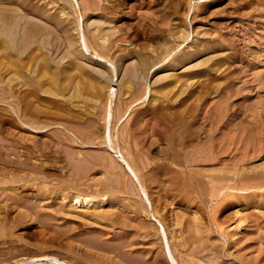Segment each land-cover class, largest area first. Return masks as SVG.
Segmentation results:
<instances>
[{"label":"bare ground","instance_id":"obj_1","mask_svg":"<svg viewBox=\"0 0 264 264\" xmlns=\"http://www.w3.org/2000/svg\"><path fill=\"white\" fill-rule=\"evenodd\" d=\"M5 1V2H3ZM0 0V6L4 5L5 6V10L0 8V33H5V36L2 37L0 35V82L5 83V129L1 128L4 130L5 132V161H3V159L0 157V161L1 162H5V171L4 173H0V199L2 197V200H5V205H4V212H5V222L1 221L0 218V228H5L4 231H8L10 235L11 231H13V229H16L18 226H22V224H25V222H29V221H34L35 223L39 222L40 223V219L39 217L42 215V213H46L48 212V207H50L52 205L45 203V205H43V201H45V199L47 200L48 198H50L49 196L54 195V194H60V192L63 189H68L67 188V184H70L68 186H70V188L73 189H78L77 187L80 185L83 186H90L91 182H87L85 179L80 181V173L79 175H76L75 172V176H72V179L69 180L66 179L63 182H59L58 185L55 184V186H50V187H42L38 186L37 182L41 181V180H47L48 175H44V172L46 171V169L48 168H44V164H38L35 165L34 162H36V160H40L42 157L44 160H48V164L50 163L51 166H53L56 162L58 161H65L68 162L69 164L71 163L73 165V159H74V155L75 152L73 151V148L75 145H83L84 144H93V145H97L94 144L95 139L97 140V138H101V140H104V133H106L107 139L109 140L108 137H110V132L113 133L114 131H110L112 128V122L113 119H115L116 116H118L119 113L122 112V109L124 110V105L126 104L125 100L123 101V103H118L116 110L114 111V115L111 114V119L108 118L107 120L105 119V125H100L99 121L100 120V116L103 114V110H102V106H101V93L105 90V88H107V81H108V77L107 74V69L105 71H100V70H94V69H90L88 66H85L86 63H82L80 59L82 57H86L88 56V54L90 52H92L94 58L98 59L97 61H104L105 63H108V65H110L112 68L111 70L113 71V76L117 74V70L119 69V67L123 64V62L125 61V59L132 53L131 51L136 50L131 48L127 49V48H123L124 49H120L119 45H116L118 43L119 40H121V33L119 32L118 28L114 26V29L109 30L108 32L105 31L106 26L108 25V23L114 22L115 20L121 18L122 16L120 14L117 15V13H119L120 9H118L122 4L123 0H114L112 2L111 7L109 6V4L107 6H109L108 11H106L107 9H102L103 12L100 14V16H98L99 14L97 12H99L98 10H100L99 8V0H42L43 2H40L41 0ZM103 1V0H102ZM110 1V0H109ZM138 1V0H137ZM140 1V0H139ZM142 1V0H141ZM140 1V2H141ZM161 1V0H160ZM165 1V0H164ZM170 0H168L169 2ZM174 1V0H173ZM4 4H3V3ZM38 2V3H37ZM40 2V3H39ZM108 2V3H111ZM125 2V1H124ZM144 2V1H143ZM153 2V1H151ZM149 2V3H151ZM165 2V3H168ZM171 2V1H170ZM179 2V1H178ZM197 2V1H196ZM254 2V1H253ZM105 3V2H104ZM134 3V1H133ZM142 3V2H141ZM140 3V4H141ZM155 3V2H154ZM164 3V2H163ZM174 3V2H172ZM181 3V2H180ZM101 4V3H100ZM129 4V3H128ZM137 4V3H136ZM133 4V5H136ZM144 4V3H143ZM145 4H147V2H145ZM171 4V3H170ZM187 4V3H186ZM190 4V2H189ZM51 6L54 8H58L59 9V13H55V12H51L49 11L50 8L48 9L47 6ZM130 5V4H129ZM155 5V4H152ZM162 5V4H161ZM165 5V4H164ZM177 6V4H175ZM183 5V3H182ZM205 5V4H204ZM122 6V5H121ZM160 6V3L159 5ZM128 7V6H127ZM126 7V8H127ZM130 7V6H129ZM132 7V4H131ZM137 7V6H136ZM139 7V5H138ZM142 7V6H141ZM157 7V6H156ZM168 7V6H166ZM173 7V6H172ZM172 7H170L172 9ZM202 7V6H199ZM197 7V8H199ZM3 8V7H2ZM103 8V7H102ZM145 8V7H144ZM143 8V10H145ZM148 8V7H147ZM153 8V6L151 7ZM155 8V7H154ZM153 8V9H154ZM163 8V7H161ZM169 8V9H170ZM176 8V7H175ZM186 8V7H185ZM52 9V8H51ZM136 9V8H135ZM140 9V8H139ZM152 9V10H153ZM174 9V8H173ZM180 8H176L174 9L177 10ZM189 9V8H188ZM100 10V11H102ZM125 10V9H124ZM141 10V9H140ZM142 10V11H143ZM150 10V7H149ZM159 10V9H158ZM168 10V9H167ZM184 10V9H183ZM191 10V9H190ZM193 10V9H192ZM201 10V8H200ZM130 11V10H128ZM166 11V10H165ZM181 11V10H180ZM185 11V10H184ZM202 11V10H201ZM145 11H143L144 13ZM160 12V11H159ZM163 12V10L161 11ZM167 12V11H166ZM179 12V11H178ZM190 12V11H189ZM196 12V11H195ZM133 13V12H132ZM136 13V12H134ZM158 13V12H157ZM177 13V12H176ZM200 13V12H198ZM121 14L123 15L124 13ZM137 14V13H136ZM146 14V13H145ZM171 14V13H170ZM169 14V15H170ZM193 14V13H192ZM117 15V16H116ZM120 15V16H119ZM142 15V14H141ZM165 15V14H164ZM168 15V14H167ZM174 15V14H173ZM96 19L91 20V17H96ZM124 16V15H123ZM126 16V15H125ZM128 16V14H127ZM135 16V15H134ZM155 16V15H154ZM176 16V14L174 15ZM84 17H86L84 19ZM151 17V16H150ZM163 17V16H162ZM165 17V16H164ZM172 17V14H171ZM194 17V16H192ZM139 18V17H138ZM149 18V17H148ZM176 18V17H175ZM178 18V17H177ZM180 18V17H179ZM158 19V18H157ZM195 19V17H194ZM127 20V19H126ZM129 20V19H128ZM143 20V19H142ZM146 20V19H145ZM154 20V19H153ZM159 20V19H158ZM163 20V19H161ZM172 20V19H171ZM178 20V19H177ZM122 21V20H121ZM173 21H176L173 20ZM179 21V20H178ZM183 21V20H182ZM192 21V20H191ZM123 22V21H122ZM121 22V24H123ZM125 22V21H124ZM128 22V21H127ZM157 22V21H156ZM181 22V20H180ZM185 22V21H183ZM137 23V22H136ZM167 23V22H166ZM174 23V22H173ZM84 24L86 25L84 28ZM134 24V23H133ZM146 24V23H145ZM149 24V23H148ZM152 24V23H150ZM161 24V23H160ZM176 24V22L174 23V25ZM178 24V23H177ZM112 25V24H111ZM114 25V24H113ZM124 25V24H123ZM171 25V24H170ZM182 25V24H181ZM180 25V26H181ZM148 25H146L147 27ZM153 26V25H151ZM159 26V25H158ZM157 26V27H158ZM186 26V25H185ZM110 27V26H109ZM122 27V26H121ZM132 27V25H131ZM130 27V28H131ZM134 27V26H133ZM138 27V26H137ZM145 27V28H146ZM112 28V27H111ZM115 28H117V30H115ZM127 28V27H126ZM143 28V27H142ZM168 28L169 25H168ZM186 28V27H185ZM85 29V30H84ZM132 29V28H131ZM134 29V28H133ZM132 29V30H133ZM144 29V28H143ZM150 29V28H148ZM164 29V28H162ZM175 28H171L169 29L170 35L173 37V41L175 42L177 39H181L183 38V34L182 35H176L177 31H175ZM187 29V28H186ZM121 30V29H120ZM154 30V28H153ZM136 31V30H135ZM125 32V31H124ZM144 32V31H143ZM141 32V33H143ZM128 33V32H127ZM168 33V32H166ZM179 33V32H178ZM75 34H77V37L75 36ZM144 34V33H143ZM169 34V33H168ZM167 34V35H168ZM188 34V33H187ZM149 35L152 36L154 38H156L158 40V43L161 44V50L160 53H166L168 52L169 48L171 47H167L166 44L167 42H169L165 37V33L163 32V30L159 29V30H154V31H150ZM166 35V36H167ZM186 36V35H184ZM219 36V35H218ZM124 37V36H123ZM130 37V36H129ZM207 37V36H205ZM224 37V36H223ZM21 38H24L26 40V42L23 40H21ZM211 38V37H210ZM203 39V38H202ZM201 39V40H202ZM132 40V39H131ZM151 40V39H150ZM155 40V39H154ZM156 40V42H157ZM184 40V39H183ZM206 40V38H205ZM213 40H215L213 38ZM123 41V40H122ZM128 41V40H127ZM130 41V39H129ZM172 41V42H173ZM185 41V40H184ZM154 42V41H153ZM126 43V42H123ZM176 43V42H175ZM174 43V44H175ZM179 43V42H178ZM199 43V42H198ZM201 43V42H200ZM204 43V42H203ZM202 43V45H203ZM11 44V46H10ZM120 44V43H119ZM132 44V43H130ZM195 44V43H194ZM197 44V43H196ZM218 44V42H217ZM123 45V44H122ZM193 45V44H192ZM198 45V44H197ZM17 49V50H13V48ZM118 46V47H117ZM190 46V45H189ZM222 46V45H221ZM232 46V45H231ZM230 46V47H231ZM191 47V46H190ZM209 46L205 45L202 47H198L195 46L194 49H192V51H190L188 54H184L181 55L180 57H177L176 59L173 60L172 64H169L172 68L173 67H178L179 65H182L185 61H187L188 59L192 58L193 56L198 55L201 51L202 48L204 49H208ZM233 47V46H232ZM68 49V51L66 53H63L64 49ZM141 48V46H140ZM222 48V47H221ZM236 48V47H235ZM20 49V50H19ZM143 49V47H142ZM155 49V48H154ZM189 49V48H188ZM203 49V50H204ZM213 49V48H212ZM211 49V50H212ZM223 49V48H222ZM231 49V48H230ZM229 49V50H230ZM224 50V49H223ZM222 50V51H223ZM226 50V48H225ZM232 50V49H231ZM119 51V52H117ZM187 51V50H186ZM217 51V50H215ZM236 51V49H235ZM16 52V53H15ZM134 52V51H133ZM144 52H146L144 50ZM143 52V53H144ZM158 52V51H157ZM182 52V51H180ZM218 52V51H217ZM214 52V53H217ZM233 52H234V48H233ZM232 52V53H233ZM57 53L60 54L62 53V56H59L58 59L53 58V54ZM141 53V52H139ZM147 53V52H146ZM159 53V54H160ZM221 53V51H220ZM223 53V52H222ZM179 54V53H178ZM210 54V53H209ZM237 54V53H236ZM133 55H137V54H133ZM145 55V53H144ZM168 55V54H167ZM224 55V53H223ZM235 57V53L233 54ZM139 57V55H137ZM161 56V55H160ZM178 56V55H175ZM211 56V55H210ZM220 56V55H219ZM225 56V55H224ZM228 56V55H226ZM231 56V55H230ZM2 57H5L2 59ZM134 57V56H131ZM157 57V56H156ZM213 57V56H212ZM232 57V56H231ZM228 57V58H231ZM232 57V58H234ZM88 58V57H87ZM135 58V57H134ZM172 58V57H171ZM208 58V57H207ZM5 59V60H4ZM147 59V57H146ZM159 59V58H158ZM166 59V58H165ZM164 59V60H165ZM222 59V58H221ZM235 59V58H234ZM92 60V59H91ZM94 60V59H93ZM150 60V59H149ZM152 60V59H151ZM150 60V61H151ZM154 60V59H153ZM206 60V59H205ZM219 62L220 58L218 59ZM217 60V62H218ZM223 64H224V59H222ZM232 60V59H231ZM135 61V60H134ZM140 61V60H139ZM172 61V60H170ZM213 61V59H212ZM229 61V60H228ZM152 62V61H151ZM159 62V61H158ZM218 62V63H219ZM227 61L225 60V63ZM128 64V61L125 62ZM162 63V62H161ZM169 63V62H168ZM97 64V63H96ZM152 64V63H151ZM150 64V65H151ZM156 64V63H155ZM160 64V63H158ZM166 64V63H165ZM215 63L211 62L207 65V67L213 66ZM230 64V62H229ZM146 65V60L145 58H143L140 62H138L137 64H135L134 66H136V69H141V67L143 68V66ZM164 65V64H163ZM187 65V64H186ZM203 65V64H202ZM222 65V64H221ZM227 65V64H226ZM91 66V65H90ZM97 66V65H95ZM101 66V65H100ZM123 66V65H122ZM121 66V67H122ZM162 66V65H161ZM198 66V65H197ZM196 66V67H197ZM229 66V65H228ZM88 67V68H87ZM103 67V66H102ZM138 67V68H137ZM218 67V66H217ZM93 68V67H92ZM95 68V67H94ZM105 68V67H104ZM108 68V67H107ZM126 68V65H125ZM166 68V67H165ZM170 68V67H169ZM180 68V67H179ZM183 68V67H182ZM195 68V67H194ZM198 68V67H197ZM96 69V68H95ZM124 69V68H123ZM130 69V68H129ZM135 69V68H134ZM167 69V68H166ZM189 69H192L191 67ZM211 69V68H210ZM220 69V68H218ZM225 69V68H224ZM227 69V68H226ZM94 70V71H93ZM125 70V69H124ZM133 70V69H131ZM163 70V68H162ZM175 70V69H174ZM187 70V69H186ZM119 71V70H118ZM122 71V70H121ZM134 71V70H133ZM131 72V71H127L126 72L123 71V75H122V79L120 86V89H122V95H121V99L123 98L122 96L127 95V98L130 99L131 94L133 91V87L135 86L134 83H139L141 81H139V72L135 71V72ZM143 71V70H142ZM158 71V70H157ZM156 71V72H157ZM173 71V70H171ZM178 71V70H177ZM188 71V70H187ZM200 72V70H198ZM202 71V70H201ZM209 71V70H208ZM212 71V70H211ZM175 72V71H173ZM173 75H169L167 76V78H169L166 83H161L158 85H156V91L152 90L156 95H158L157 97L160 98L161 100H165L168 96H171L170 99L171 100L174 98V100L172 101V104H168L164 107L161 106H151L150 108L148 106V108H146L147 110H149L152 114L151 117H155L153 118V120L155 119V121H158V124H160L159 126H161L162 132L163 133V141H164V145H165V149L166 151H164L165 154V158L168 161L167 163L164 162V167H160V177H163L162 179H159L157 181H161L163 183L166 184V182L168 183V185L166 186V189H168L169 191L165 193V195L168 194V196H172L175 197L177 196L179 193L182 194L181 189H179V185L176 184L175 182H172L171 179L167 180V174H169L168 170L170 169L172 172V175H178L181 177V186L184 187L182 190L187 191L188 193L193 195L194 200L199 199V204L201 207V203L203 201L204 204V200L203 198H201V195H203V191H208L210 198H212V201H215V203H218V206L222 205V207L220 208L219 214L222 215L223 211L226 210L227 208H229L230 206H232L233 204H235L238 207H249V206H253V207H257V198L258 196L264 194V160L262 163L260 164H255L256 165H249L251 160H256V158H259L261 155H264V138H261L260 136H263V134L261 135L259 132L260 130H258L257 125L256 124H252V123H246V122H241V119L239 118L238 120H240V123H236V124H231L230 121V117H231V113H230V107L228 108L225 102H223V106L220 107L218 109L217 112H213L212 111V107H210V109H205V116L202 115V110L201 106H203L202 104H205L203 101L204 97L206 95H208V93H210L211 87L213 86V79L214 77L212 76L213 74H210L213 79H209L210 81L208 83H206V85L204 87H202V85L200 86L201 90L197 91L199 88V85H197L198 87L196 88L197 90L195 91H186V89H182L180 88L182 86V82L181 80L182 78L184 79L183 75H179L178 73L175 74L173 73ZM184 72V70H183ZM190 72V71H189ZM193 72V71H192ZM190 72L189 75H191V78H193L195 75H192ZM195 72V71H194ZM197 72V71H196ZM204 72V71H202ZM207 72V71H206ZM205 72V73H206ZM148 73V72H147ZM187 73V72H186ZM216 73V72H214ZM234 73V72H233ZM149 74V73H148ZM196 74V73H195ZM118 75V74H117ZM141 75V73H140ZM188 75V74H187ZM198 75V73L196 74V76ZM200 74V79L202 80ZM205 75V74H204ZM204 75L202 77H204ZM209 73L207 72V77H208ZM216 75V74H215ZM227 75V74H226ZM111 77V75H109ZM193 76V77H192ZM225 76V75H224ZM109 77V78H110ZM190 77V76H189ZM196 78L199 79V78ZM206 77V76H205ZM206 77V78H207ZM210 77V76H209ZM216 77V76H215ZM222 77V76H221ZM229 77V74L228 76ZM112 78V77H111ZM166 78V79H167ZM224 78V77H223ZM231 78V77H229ZM133 79L135 80V82L133 83ZM145 79V78H143ZM161 79V78H160ZM164 79V78H162ZM164 79V80H166ZM187 79V78H185ZM205 79V78H204ZM216 79V78H215ZM218 79V78H217ZM227 79V78H225ZM224 79V81H225ZM118 80V79H117ZM157 80V79H156ZM163 80V81H164ZM190 80V79H188ZM187 80V81H188ZM200 80V83H201ZM206 80V79H205ZM219 81L221 80L218 79ZM112 81V79L110 80ZM162 81V80H161ZM162 81V82H163ZM193 81V80H192ZM216 81V80H215ZM156 82H159V80H157ZM197 81H195L196 84ZM199 82V81H198ZM205 81H203L204 83ZM217 82V81H216ZM228 82V81H226ZM229 83V82H228ZM230 84V83H229ZM204 85V84H203ZM227 85V84H225ZM232 85V83H231ZM141 86V85H140ZM215 86V85H214ZM222 86V85H221ZM229 86V85H228ZM227 86V90H229L231 87L229 86L228 89ZM195 88V86H194ZM192 88V89H194ZM152 89V88H151ZM215 89V88H214ZM224 89V88H223ZM226 90V88H225ZM150 91V90H149ZM186 91V92H185ZM215 91V90H214ZM213 91V92H214ZM217 91V90H216ZM215 91V92H216ZM221 91V90H220ZM223 91V90H222ZM221 91V92H222ZM106 92V91H105ZM105 92H103L105 94ZM114 92V91H112ZM185 92V93H184ZM225 92V91H224ZM227 92V91H226ZM225 92V94H226ZM232 92V91H231ZM108 93V92H107ZM152 93V92H151ZM212 93V92H211ZM217 93V92H216ZM219 93V92H218ZM228 93V92H227ZM113 94V93H112ZM110 94V95H112ZM136 94V92H135ZM143 94H145V92H143ZM185 94V95H184ZM223 94V93H222ZM115 95V94H114ZM138 95V94H137ZM153 95V94H152ZM224 95V94H223ZM230 95L233 94H229L226 95L228 97H230ZM58 97V98H57ZM64 97V100H61L59 98ZM105 97V96H104ZM136 97V96H134ZM211 97V94H210ZM213 97H217V96H213ZM219 97V95H218ZM233 97V96H232ZM112 98V97H110ZM116 98V97H115ZM212 98V97H211ZM220 98V97H219ZM208 99V98H207ZM213 99V98H212ZM211 99V100H212ZM223 99V97H222ZM230 99V98H229ZM110 100V99H109ZM113 100V99H112ZM111 100V101H112ZM115 100V99H114ZM151 100V99H149ZM153 100V99H152ZM155 100H158L155 98ZM210 100V101H211ZM108 102V101H107ZM116 102V101H115ZM118 102V101H117ZM130 102V100H129ZM150 102V101H148ZM155 102V101H154ZM166 102V100L164 101ZM168 102V101H167ZM167 102L165 104H167ZM206 102V101H205ZM112 103V102H111ZM110 103V104H111ZM218 103V102H217ZM229 103V102H228ZM105 104V103H104ZM129 104V103H128ZM220 104V103H218ZM217 104V105H218ZM231 104V103H230ZM229 104V105H230ZM131 105V104H130ZM129 105V107H130ZM213 105V104H212ZM211 105V106H212ZM216 104L214 106H217ZM232 105V104H231ZM243 105V104H242ZM106 106V105H105ZM126 106V105H125ZM136 106V105H135ZM205 106V105H204ZM207 106V104H206ZM108 107V104H107ZM114 109V106H112ZM128 107V108H129ZM132 107V106H131ZM147 107V105H146ZM127 108V107H126ZM241 109L243 107H240ZM250 108V107H249ZM111 107L109 105V112ZM229 109V110H228ZM239 109V108H238ZM105 110V109H104ZM127 110V109H126ZM125 110V111H126ZM136 110V109H135ZM214 110V109H213ZM217 110V109H216ZM246 110V108H245ZM245 110H243L244 112H246ZM106 111V110H105ZM108 111V109H107ZM128 111V110H127ZM215 111V110H214ZM241 111V110H238ZM248 111V110H247ZM107 113L110 115V113ZM134 112V111H133ZM130 111V113H133ZM139 112V111H138ZM143 113V112H142ZM124 114V113H123ZM147 114V113H143ZM243 114V112H242ZM106 115V113L104 114ZM127 115V114H126ZM134 115V113H133ZM137 115V113H136ZM142 115V116H143ZM149 115V114H148ZM232 115H234L232 113ZM2 116V115H1ZM0 116V117H1ZM4 116V115H3ZM114 116V117H113ZM123 116V115H122ZM141 115H139L140 118ZM202 116V117H201ZM235 116V115H234ZM233 116V119H234ZM238 116V115H237ZM106 117V116H105ZM129 117V116H128ZM131 118H133L132 116H130ZM136 117V116H135ZM134 117V118H135ZM149 117V118H151ZM247 117V116H246ZM257 117V116H256ZM2 118V117H1ZM139 118H135L137 120H139ZM145 118V117H144ZM142 118L141 121H144ZM148 118V120H150ZM232 118V117H231ZM252 118V117H251ZM104 119V118H103ZM122 119V118H121ZM236 119V118H235ZM3 120V119H2ZM117 120V119H116ZM129 120V119H128ZM134 120V119H133ZM132 120V121H133ZM147 120V119H146ZM152 120V119H151ZM245 120V119H244ZM243 120V121H244ZM261 120V119H260ZM118 121V120H117ZM131 121V120H130ZM247 121V120H245ZM123 122V121H122ZM134 122V121H133ZM131 122V125L132 123ZM138 122V121H137ZM136 122V123H137ZM148 122V121H146ZM235 122V121H234ZM115 123V122H114ZM118 123V122H117ZM116 123V125H118ZM135 123V122H134ZM133 123V124H134ZM144 123V122H143ZM142 123V124H143ZM154 123V121H153ZM3 123H1L2 125ZM130 125V122L126 124ZM140 124V123H137ZM147 125V124H146ZM150 125V124H149ZM154 125V124H153ZM223 125V126H222ZM3 126V125H2ZM1 126V127H2ZM56 126H62L60 128V130L56 129ZM125 126V125H124ZM123 126V127H124ZM139 126V125H138ZM157 126V127H159ZM221 126L224 129H221ZM239 126V127H236ZM116 127V126H115ZM113 127V128H115ZM118 127V126H117ZM30 129V130H34L37 131V134L39 131H43L45 132L44 136H46V140L44 138L45 141H37V139L34 138L33 136V140L30 139V137L27 136H23L22 131H25L26 129ZM121 128V127H120ZM119 127L116 130L120 129ZM130 128V126H129ZM134 126H131L130 129H134ZM143 128V127H142ZM153 129H155V127H152ZM160 128V127H159ZM238 128V129H236ZM122 129V128H121ZM152 129V130H153ZM219 129L224 130L223 132H220L218 134ZM236 129V130H235ZM2 130V131H3ZM125 130V129H124ZM129 130V129H128ZM126 130V131H128ZM137 130V128H136ZM147 130V129H146ZM157 130V129H156ZM160 130V131H161ZM0 131V132H2ZM135 131V129H134ZM155 131V130H154ZM157 131V132H160ZM164 131V132H163ZM233 131V133H231ZM263 131V130H262ZM42 132V133H43ZM142 132V131H141ZM140 132V134H141ZM148 132V130L146 131ZM36 133V132H35ZM41 133V134H42ZM117 133V132H116ZM115 133V134H116ZM134 132H132L133 134ZM136 133V132H135ZM134 133V135H135ZM145 133V132H144ZM142 133V135L144 134ZM150 133V132H149ZM153 133V132H152ZM156 133V132H155ZM234 133H236V137L234 135ZM263 133V132H262ZM34 134V133H33ZM32 134V135H33ZM40 134V135H41ZM113 134V136L115 135ZM125 134V133H124ZM131 134V132H130ZM129 134V135H130ZM139 134V138H141ZM147 135V133H145ZM144 134V136H145ZM154 134V133H153ZM160 134V133H158ZM117 135V134H116ZM128 135V136H129ZM137 135V134H136ZM152 135V134H151ZM239 135V136H237ZM112 136V137H113ZM121 136V135H120ZM126 136V137H128ZM133 136V135H132ZM156 136V135H155ZM32 137V136H31ZM115 137V136H114ZM113 137V138H114ZM117 137H119V135H117ZM116 137V138H117ZM122 137V136H121ZM148 137V136H147ZM157 137V136H156ZM162 137V135H161ZM39 138V137H38ZM111 138V137H110ZM130 138V137H129ZM128 138V139H129ZM135 138V137H133ZM143 138V136H142ZM115 139V138H114ZM149 139V138H146ZM43 140V139H42ZM112 140V139H110ZM125 140V139H124ZM130 140H132V137L130 138ZM135 140V139H134ZM140 140V139H139ZM151 140V138H150ZM152 140H154L152 138ZM156 140V139H155ZM116 141V139H115ZM123 141V140H122ZM137 141V140H136ZM148 141V140H147ZM159 141V140H158ZM161 141V140H160ZM101 141L99 140L98 143H100ZM103 142V141H102ZM107 142V141H106ZM112 142V141H111ZM141 142H143L141 140ZM146 142V141H145ZM144 142V143H145ZM97 143V142H95ZM108 143H110L108 141ZM116 143V142H115ZM119 143V142H118ZM124 143V142H123ZM129 143V142H128ZM132 143V141H131ZM148 143V142H147ZM103 144V143H100ZM114 144V143H113ZM122 144V143H121ZM142 144V143H141ZM146 144V143H145ZM154 144V143H153ZM159 144V143H158ZM162 144V143H161ZM92 145V146H93ZM104 145V144H103ZM155 145V144H154ZM1 146V144H0ZM99 146V145H98ZM121 146V145H120ZM119 146V147H120ZM125 146V144L123 145ZM134 146V144H133ZM138 146V145H137ZM143 146V145H142ZM147 146V145H145ZM157 146V144H156ZM2 147V146H1ZM78 147V146H77ZM90 147V146H88ZM110 147V146H109ZM117 147V146H116ZM126 147V146H125ZM147 147H152V146H147ZM155 147V146H154ZM163 147V146H162ZM161 147V148H162ZM79 148V147H78ZM77 148V150H78ZM101 148V147H100ZM99 148V150H101ZM104 148V147H103ZM107 148V147H106ZM124 148V147H123ZM142 148V147H141ZM145 148V147H144ZM144 148L142 150H144ZM87 149V148H86ZM83 149V152L84 150ZM93 149V148H92ZM119 149V148H117ZM128 149V148H127ZM136 149V148H135ZM146 149V148H145ZM155 149V148H154ZM160 149V148H159ZM164 149V148H163ZM75 150V148H74ZM91 150L90 148L88 149V151ZM97 150V149H96ZM95 150V151H96ZM98 150V151H99ZM105 150V148H104ZM109 150V149H108ZM107 150V151H108ZM115 150V149H114ZM126 150V149H125ZM161 150V149H160ZM1 151V150H0ZM76 151V150H75ZM87 151V150H86ZM106 151V150H105ZM111 151H113L111 149ZM116 151V150H115ZM133 151V150H132ZM155 152H157V150H153ZM159 151V150H158ZM78 152V151H77ZM76 152V153H77ZM123 152V151H121ZM129 152V151H128ZM140 152V150H139ZM138 150L135 153H139ZM2 153V152H1ZM0 153V155H1ZM90 153V152H89ZM93 153V152H92ZM113 153V152H112ZM125 153V151H124ZM132 153V152H131ZM143 153V152H142ZM161 154V152H159ZM158 153V154H159ZM97 154V153H96ZM109 154V153H108ZM111 154V153H110ZM119 154V153H118ZM121 154V153H120ZM126 154V153H125ZM147 154V153H146ZM153 154V153H152ZM79 155V154H78ZM81 155V154H80ZM84 155V154H83ZM98 155V154H97ZM99 155H103L102 153ZM134 155V154H133ZM137 155V154H136ZM135 155V156H136ZM143 155V154H142ZM163 155V154H162ZM108 156V155H106ZM139 156V155H138ZM145 156V155H144ZM150 155H148L149 157ZM155 156V155H154ZM161 155H159L160 157ZM78 157V156H76ZM89 157V155H88ZM93 157V155H92ZM99 157V156H98ZM113 157V156H111ZM123 155L120 157L122 161L123 160ZM147 157V158H148ZM152 157V156H151ZM40 158V159H39ZM91 158V157H90ZM89 158V159H90ZM101 159H103L102 157H100ZM114 158V157H113ZM126 158V156H125ZM142 157H140L141 159ZM261 158V157H260ZM264 158V157H263ZM78 161H75L76 163H82L81 165L83 166V163L85 162L84 160V156L83 158L80 156L78 158ZM98 159V158H97ZM96 159V160H97ZM150 159V157H149ZM159 159V158H158ZM157 159V160H158ZM35 160V161H34ZM42 160V159H41ZM77 160V159H76ZM115 160V159H114ZM160 160V159H159ZM162 160V159H161ZM72 161V162H71ZM89 161V160H88ZM118 161V160H117ZM142 161V160H141ZM146 161V160H144ZM142 161V162H144ZM151 161V160H149ZM164 161V160H162ZM260 161V160H259ZM262 161V160H261ZM0 162V163H1ZM41 162V161H40ZM91 162H96L95 159L93 158ZM122 162H124V169L125 172L128 173V175L131 177V179H134L135 181V186H133V188L131 187V184H129V188L126 186V184H120L119 183V188L125 190L127 189L128 191H132L133 192V199L131 201H127V203H122V208L127 211H130V213L134 214V216H136L138 218L139 223L142 225L144 222H148L149 226L154 230V234L152 233V236H150V234H148L149 232L147 231V233H141L140 234V239H146L148 238V242L150 239L154 238L156 240V243L154 244H158V252L155 253V255L151 254L152 258H153V262L152 259L151 262L149 261V255L147 254L148 251L147 250H151V249H140L143 252L144 255L139 253V249L137 251V254L139 255L140 260H132L131 264H162L161 262H163V264H167L169 261L173 264H178V261L173 257L172 255V251H171V246L169 245V240H168V230L170 229L167 224V226L160 220L157 219V216H160V214L158 213L160 211V207L161 204H155V201L157 200H153L151 199V194H149V191L144 187L145 184H147L146 180H142L140 177V175L137 176L136 173H134L133 168L131 167V163H127L130 161H126L123 160ZM252 162V161H251ZM252 162V163H253ZM88 163V162H86ZM85 163V164H86ZM99 163V161H98ZM105 163V162H102ZM107 163V162H106ZM133 163V162H132ZM136 163V162H134ZM141 163V162H140ZM147 163V162H145ZM145 163H143L144 165H146ZM149 163V162H148ZM151 163V162H150ZM156 163V162H154ZM170 163V164H169ZM249 163V164H248ZM259 163V162H258ZM2 164V163H1ZM47 164V165H48ZM95 164V163H94ZM112 164V163H111ZM114 164V163H113ZM172 164V165H171ZM64 165H67L64 164ZM75 165V163H74ZM91 165V164H90ZM102 165V164H101ZM135 165V164H134ZM139 164H136L135 166H137ZM149 164H147L148 166ZM159 165V166H160ZM89 166V165H88ZM98 166V165H96ZM106 166V164H105ZM108 166V165H107ZM116 165H113V167ZM146 166V167H147ZM156 166V165H154ZM158 166V167H159ZM168 168V172H164L167 167ZM173 166V167H172ZM63 167V166H62ZM67 167V166H66ZM69 167V166H68ZM92 167V166H91ZM145 167V166H144ZM157 167V168H158ZM54 168V167H53ZM86 168V167H85ZM96 168V167H95ZM100 168V167H99ZM115 168V167H114ZM121 168V167H120ZM123 168V167H122ZM139 167H137L138 169ZM142 168V166H141ZM165 168V170H164ZM172 168V169H171ZM76 169V168H74ZM78 169V168H77ZM76 169V170H77ZM82 169V168H81ZM88 169V168H87ZM92 168L89 169V171H91ZM94 169V168H93ZM98 169V168H97ZM108 169V167L106 168ZM110 169V166H109ZM108 169V170H109ZM136 169V167H135ZM145 169V168H144ZM142 169V170H144ZM150 169V168H149ZM148 169V170H149ZM45 170V171H44ZM49 170V169H48ZM72 171V169H70ZM123 170V169H122ZM147 170V169H145ZM147 172L153 171V168L151 167V171L149 170ZM154 170H156L154 168ZM3 171V170H2ZM1 171V172H2ZM54 171V170H52ZM68 171V169H67ZM84 171V169H83ZM82 171V172H83ZM87 171V170H86ZM102 171V169H101ZM137 171V170H136ZM159 171V170H157ZM170 171V172H171ZM50 172V170L48 171ZM66 172V171H65ZM70 172V171H69ZM78 172V171H77ZM81 172V170H80ZM93 172V171H91ZM97 172V171H96ZM99 172V171H98ZM108 172V171H107ZM106 172V173H107ZM113 172V170H112ZM143 171H141L142 173ZM154 172V171H153ZM47 173V172H46ZM73 173V172H71ZM88 173V171H87ZM95 173V172H93ZM101 173V172H100ZM103 173V172H102ZM111 173V172H110ZM116 173V172H115ZM118 173V172H117ZM124 173V171L122 172V174ZM145 173V171H144ZM143 173V174H144ZM158 173V172H157ZM84 174V173H83ZM120 174V173H118ZM136 174V175H135ZM156 174V173H155ZM154 174V175H155ZM54 175V174H52ZM66 175V174H65ZM69 175V176H70ZM127 175V176H128ZM142 175V174H141ZM153 175V174H152ZM153 175V176H154ZM158 175V174H157ZM171 175V174H170ZM64 176V175H63ZM88 176V175H87ZM86 176V177H87ZM92 176V175H91ZM100 176V175H99ZM98 176V177H99ZM103 176V175H102ZM114 176V175H113ZM117 176V175H116ZM120 176V175H119ZM176 176V177H178ZM52 177V176H51ZM83 177V176H82ZM90 177V176H89ZM94 177V175H93ZM92 177V178H93ZM96 177V175H95ZM105 177V176H104ZM145 177V176H143ZM148 177V175H147ZM151 177V176H149ZM147 179V181H149V178ZM175 177V178H176ZM5 178V179H4ZM50 178V176H49ZM62 178V177H60ZM106 178V177H105ZM113 178V177H112ZM122 178V177H121ZM126 178V176H125ZM171 178H173L171 176ZM90 179V178H89ZM119 179V178H118ZM117 179V180H118ZM154 179V178H152ZM151 179V180H152ZM174 179V178H173ZM178 179V178H176ZM62 180V179H61ZM70 182H68V181ZM79 180V181H78ZM88 180V179H87ZM96 180V179H95ZM100 180V179H99ZM98 180V181H99ZM113 180V179H112ZM115 180V179H114ZM120 180V179H119ZM126 180V179H125ZM128 180V179H127ZM156 180V179H155ZM179 180V179H178ZM65 181H67V183H64ZM72 181V182H71ZM93 181V180H92ZM103 182V180H101ZM129 181V180H128ZM131 181V180H130ZM133 181V180H132ZM131 181V182H132ZM177 181V180H176ZM46 182V181H45ZM100 182V181H99ZM105 182V180H104ZM114 182V181H113ZM121 182V181H119ZM47 183V182H46ZM63 183V184H62ZM90 183V184H89ZM125 183V182H124ZM149 183V182H148ZM152 183H154V180H152ZM175 183V184H173ZM178 183V182H177ZM54 184V183H53ZM110 184V182H109ZM108 184V185H109ZM157 184V183H156ZM155 184V185H156ZM162 185V184H161ZM96 186V185H95ZM99 186V185H98ZM104 186V185H103ZM115 186V185H113ZM147 186V185H145ZM152 186V185H151ZM101 187V186H100ZM107 187V186H106ZM111 187V186H110ZM135 187V189H134ZM150 187V186H148ZM173 187V188H172ZM86 188V187H85ZM97 187H95L96 189ZM104 188V187H103ZM108 188V187H107ZM115 188V187H114ZM152 188V187H151ZM155 188V187H154ZM165 188V186H164ZM172 188V190H170ZM31 190L33 191L32 193L27 192V190ZM88 189V187H87ZM94 189V190H95ZM100 188L96 189L99 190ZM105 189V188H104ZM110 189V188H109ZM121 189V190H122ZM150 189V188H149ZM165 189V190H166ZM83 190V189H82ZM103 191V189H101ZM112 190V189H111ZM115 190V189H114ZM152 190V189H150ZM260 190V191H259ZM84 191V190H83ZM87 191V190H86ZM110 191V190H109ZM113 191V190H112ZM156 191V190H155ZM27 192V193H25ZM71 192V191H70ZM69 192V189L67 192H61L60 196L63 195V199L66 198H70L69 194H71ZM75 192V191H74ZM81 192V191H80ZM79 192V193H80ZM120 193V191H118ZM157 192V191H156ZM164 192V191H162ZM77 193V192H76ZM97 193V192H96ZM101 193V191L99 192ZM98 193V194H99ZM122 193V192H121ZM130 193V192H129ZM57 194V195H58ZM84 194V193H83ZM88 194V193H87ZM91 194H95V192L91 193ZM105 193H103L104 195ZM112 194V193H111ZM117 194V193H116ZM125 194H128L125 193ZM153 194H154V190H153ZM161 195L160 193H156V195ZM186 194V193H185ZM2 195V196H1ZM81 195V194H80ZM159 195V197H160ZM164 193L162 196H165ZM198 197H197V196ZM56 196V195H55ZM54 196V197H55ZM59 196V197H60ZM73 196V195H72ZM77 195L71 197L72 201L74 204H78V205H82L83 207H87L90 203V200H87L86 198H79L76 197ZM88 196V195H87ZM93 196V195H92ZM97 196V195H96ZM121 196H123L121 194ZM153 196V195H152ZM183 196V195H182ZM187 197L188 194H186ZM191 196V195H190ZM58 197V198H59ZM86 197V196H85ZM118 197V196H117ZM158 197V196H157ZM181 197V195H180ZM65 198V200H67ZM88 198V197H87ZM91 198V197H90ZM97 198H99V196H97ZM104 198V197H103ZM102 198V199H103ZM151 201H150V199ZM154 199V196L152 197ZM164 198V197H163ZM183 198V197H182ZM263 198V197H262ZM261 198V199H262ZM55 199V198H54ZM110 199V200H109ZM109 202L110 203H115L114 201H111V198H109ZM166 199V198H164ZM170 199V198H169ZM174 200L179 198H173ZM188 199V198H187ZM186 199V200H187ZM180 200V199H179ZM55 200H53L54 202ZM100 201V198L99 200ZM106 201V198H105ZM124 201V200H123ZM160 202V200H158ZM173 201V200H171ZM185 201V200H184ZM183 201V202H184ZM211 201V202H212ZM259 201V200H258ZM262 201V200H261ZM4 202V201H3ZM92 202V201H91ZM158 202V203H159ZM165 202V201H164ZM168 202V201H167ZM166 202V203H167ZM170 202V201H169ZM186 202V201H185ZM184 202V203H185ZM188 202V201H187ZM186 202V204H187ZM190 202V201H189ZM188 202V203H189ZM193 202V199H192ZM195 202V201H194ZM193 202V203H194ZM201 202V203H200ZM263 202V201H262ZM55 203V202H54ZM104 203V202H103ZM174 203V202H173ZM192 203V204H193ZM260 203V202H258ZM58 204V203H57ZM57 204L54 205L57 207ZM62 204V203H61ZM59 205V207L61 209L64 208L63 205ZM64 204V203H63ZM93 204V203H92ZM91 204V205H92ZM105 204V203H104ZM177 204V203H176ZM185 204V205H186ZM191 204V203H190ZM195 204V203H194ZM193 204V205H194ZM198 204V203H196ZM195 204V205H196ZM261 204V203H260ZM264 204V203H262ZM94 205V204H93ZM97 205V204H95ZM101 205V204H100ZM113 205V204H111ZM117 205V204H116ZM167 205V204H166ZM172 205V204H171ZM179 205V204H178ZM189 205V204H188ZM234 205V206H235ZM43 206H47V210L45 207ZM73 206V205H72ZM76 206V205H75ZM119 206V205H117ZM181 206V205H180ZM260 206V205H259ZM258 206V207H259ZM1 207V206H0ZM78 207V206H77ZM108 207V206H107ZM113 207V206H112ZM111 207V208H112ZM116 207V206H115ZM114 207V208H115ZM164 207V206H162ZM166 207V206H165ZM169 207V206H167ZM171 207V206H170ZM185 207V206H183ZM191 207V206H190ZM197 207V206H195ZM217 207V206H216ZM215 207V208H216ZM45 208V209H44ZM59 208V210H60ZM89 208V207H88ZM92 208V207H91ZM98 208V207H97ZM118 208V207H117ZM120 208V207H119ZM189 208V207H188ZM188 208H186L187 210H189ZM194 208V207H193ZM198 208V207H197ZM219 208V207H218ZM235 208V207H234ZM101 209V208H100ZM110 209V208H109ZM163 209V208H162ZM173 209V208H172ZM175 209V208H174ZM185 209V210H186ZM196 209V208H194ZM256 209V208H255ZM1 210V208H0ZM3 210V209H2ZM50 210L52 212H50V214L53 216V218H57V215L59 214L58 212V208L56 210V208L53 207V210L50 208ZM65 210V209H64ZM90 210V209H88ZM114 210V209H113ZM117 210V209H115ZM121 210V209H120ZM168 210V209H167ZM235 210V209H234ZM259 210V209H258ZM66 211V210H65ZM76 211V209H75ZM79 210H77L78 212ZM84 211V210H83ZM87 211V210H86ZM91 211V210H90ZM89 211V212H90ZM99 211V209L97 210ZM163 211V210H162ZM170 211V210H169ZM168 211V212H169ZM177 211V210H174ZM184 212V210H182ZM198 211V210H196ZM261 211V210H260ZM1 212V211H0ZM62 212V211H61ZM74 212V211H73ZM81 212V211H80ZM88 212V213H89ZM107 212V211H106ZM103 214L101 213V211L98 214H93L92 215H87L86 213L83 214V216H81V220H85L91 222V225L93 223V221L95 223H100L101 221H104L105 223L107 221H109L110 223H112V217L113 218H117V217H123V221H126V213H124L125 215H123L122 210L119 212L118 211H110L108 213ZM122 212V213H121ZM161 212V211H160ZM172 212V211H171ZM182 212V213H183ZM217 212V211H216ZM215 212V213H216ZM241 212V211H240ZM239 211L234 212L235 215L236 213H240ZM11 213H13V215H11ZM68 213H72V212H68ZM82 213V212H81ZM167 213V212H165ZM185 213V212H184ZM226 213V212H225ZM223 213V214H225ZM2 214V212H1ZM64 214V211H63ZM76 214V213H75ZM130 214V215H131ZM179 214V212H178ZM181 214V213H180ZM244 214V213H243ZM260 214V213H259ZM263 214V213H262ZM66 215V214H65ZM70 215V214H69ZM142 215H146L148 216V219H144L142 218ZM163 215V214H162ZM173 215V214H171ZM170 215V216H171ZM3 216V217H4ZM62 216V215H61ZM77 216V215H75ZM126 216V217H125ZM165 216V215H164ZM225 216V215H224ZM237 216V215H236ZM239 216V215H238ZM262 216V215H261ZM2 217V216H1ZM59 217V216H58ZM64 217V216H63ZM67 217V216H66ZM69 217V216H68ZM186 217V214H185ZM214 217V216H213ZM53 218H46V220H52ZM75 218V217H73ZM77 218V217H76ZM129 221H131V219H129V215L127 217ZM163 218V216H162ZM167 218V217H166ZM172 217L169 218V221ZM245 218V217H244ZM247 218V217H246ZM245 218V220H246ZM4 219V218H3ZM27 219V221L25 220ZM119 220V218H117ZM165 219V218H164ZM197 219V218H196ZM242 219V218H241ZM45 220V219H44ZM57 220V219H56ZM60 220V219H59ZM122 220V219H121ZM134 220V217H133ZM155 221L158 225L157 229L153 228V224L151 223V221ZM244 220V221H245ZM43 221V220H42ZM41 221V222H42ZM65 221V220H64ZM71 221V220H69ZM74 221V220H73ZM117 221V220H116ZM136 221V220H135ZM141 221L143 223H141ZM174 221L176 223L183 224V219H182V215L181 216H176V218H174ZM186 221V220H185ZM54 222V221H53ZM60 222V221H59ZM86 222V223H88ZM127 222V221H126ZM123 222V223H126ZM200 221H198L197 223H199ZM236 222V221H235ZM46 223V222H45ZM58 223V222H57ZM65 223V222H64ZM68 223V222H67ZM85 223V222H84ZM104 223V224H105ZM108 223V225L110 224ZM116 223V222H115ZM122 223V222H120ZM135 223V222H134ZM174 223V225L176 224ZM193 223L195 224V220L193 221ZM239 223V222H237ZM38 224V223H37ZM42 224V223H41ZM61 224V223H60ZM63 224V222H62ZM80 224H82L80 222ZM117 225H119L118 223H116ZM131 224V223H129ZM178 224V225H179ZM192 224V223H191ZM58 225V224H57ZM66 225V224H65ZM83 225V224H82ZM106 225V226H108ZM111 225V224H110ZM136 225V224H135ZM140 225V226H141ZM173 225V224H172ZM88 226V225H87ZM121 225H119L120 227ZM132 226V225H131ZM199 226V225H196ZM201 226V225H200ZM30 227H37L36 224H31V225H25V229H28ZM62 227V225L60 226ZM59 227V228H60ZM86 227V226H85ZM98 227V226H97ZM112 227V226H111ZM118 227V229H120ZM122 228L124 227H129L128 226H121ZM171 227V226H170ZM191 227V226H190ZM240 227V226H239ZM20 228V227H19ZM70 228V227H69ZM89 228V227H88ZM102 228V227H101ZM99 228V229H101ZM110 228V227H109ZM117 228V226H116ZM133 228H135L133 226ZM138 228V227H137ZM145 226L142 225L140 227V229L144 230ZM188 228V227H187ZM200 228V227H199ZM237 228V227H236ZM235 228V229H236ZM72 229H75L72 227ZM72 229L68 230L69 232L72 231ZM91 229V228H90ZM105 229H107L105 227ZM114 229V227H113ZM125 229V228H124ZM131 229V227L129 228ZM146 229V228H145ZM191 229V228H190ZM89 230V229H88ZM96 230V229H95ZM98 230V229H97ZM110 230V229H109ZM121 230V229H120ZM120 230H118V232H120ZM126 230V229H125ZM123 233L127 232L128 230H126ZM149 230V229H148ZM90 231V230H89ZM100 231V230H99ZM107 231V230H106ZM112 231V230H111ZM134 232L136 230H133ZM141 231V230H140ZM152 231V230H151ZM190 231V230H188ZM238 231V229H237ZM86 232V231H84ZM104 232V231H103ZM108 232V231H107ZM114 232V231H113ZM112 232V233H113ZM116 232V231H115ZM129 232V231H128ZM127 232V233H128ZM142 232V231H141ZM13 233V232H12ZM66 233V232H65ZM117 233V232H116ZM115 233V234H116ZM121 233V235L123 234ZM131 233V232H129ZM138 233V231L136 232V234ZM201 233V232H200ZM8 234V235H9ZM57 234V233H56ZM101 234V233H99ZM114 234V233H113ZM126 234V233H125ZM132 234V233H131ZM195 234V233H194ZM197 234V233H196ZM66 235V234H65ZM71 235V234H70ZM104 235V234H103ZM117 235V234H116ZM138 235V234H137ZM189 235V234H188ZM230 235V234H229ZM233 235V234H232ZM59 236V235H58ZM69 236V235H67ZM73 236V235H71ZM113 236V235H112ZM127 236L129 237V235L127 234ZM134 236V233H133ZM139 236V235H138ZM138 236H135L138 237ZM19 237V236H18ZM74 237V236H73ZM95 238V236H93ZM118 237V236H117ZM125 237V235L123 236ZM211 237V236H210ZM64 238V237H63ZM72 238V237H71ZM75 238V237H74ZM83 238V237H82ZM115 238V237H114ZM112 238V239H114ZM119 240H117V238H115V241H121L120 237H118ZM131 238V236H130ZM134 238V237H133ZM194 238V237H193ZM229 238V237H228ZM232 238V237H231ZM259 238V237H258ZM44 239V238H43ZM42 239V244L45 246L46 245V241L47 239L43 240ZM50 240H52L53 242L57 243V245H64L67 249L72 251V247L71 246H67V244L63 243L61 238H57L55 236L54 239H52L51 237L49 238ZM85 238L81 239L84 240ZM100 239V238H99ZM126 240V238H124ZM195 239V238H194ZM191 239V240H194ZM208 239V238H207ZM74 240V239H73ZM78 240V239H77ZM97 240V239H96ZM123 240V239H122ZM128 240V239H127ZM126 240V241H127ZM134 240V239H133ZM153 240V239H152ZM190 238H188V240L186 242H190L191 241ZM87 240H84V242ZM124 241V240H123ZM130 241V240H128ZM136 241V240H135ZM135 241H133L132 243H136ZM145 241V240H144ZM11 242V241H9ZM74 242V241H73ZM80 243V241H77ZM91 244H90V243ZM92 242H94V239L92 240ZM91 241H89L88 239V245H92ZM96 242V241H95ZM114 242V241H113ZM143 242V241H142ZM146 242V241H145ZM182 242V241H180ZM179 242V245H180ZM82 243V242H81ZM87 243V242H86ZM84 243V244H86ZM184 243V241L182 242ZM207 243V242H206ZM239 243V242H238ZM8 244V243H6ZM95 244V243H94ZM96 244L98 245V243L96 242ZM95 244V245H96ZM122 244V242H121ZM120 244V245H121ZM138 244V242H137ZM136 244V245H137ZM141 244V242H140ZM143 244V243H142ZM153 244V245H154ZM9 245V244H8ZM87 245V244H86ZM94 245V246H95ZM106 245V244H105ZM116 245V244H115ZM123 246L118 247V249L115 246V250L113 249V252L115 251L116 257H119L118 259H121L123 256H125L124 258H128L127 256H131L132 250L131 249H126V243L125 245L122 244ZM131 245V242H130ZM129 245V246H130ZM135 244H133L134 246ZM150 245V244H149ZM175 245V244H174ZM84 246V245H83ZM101 244H100V248L99 246L97 248H99V250L101 249ZM104 246V244H103ZM113 245H110V247ZM119 246V245H118ZM186 246V245H185ZM190 246V245H189ZM19 247V246H18ZM93 248V246H90ZM95 247V248H96ZM107 250H108V246L106 245ZM132 247V246H131ZM130 247V248H131ZM193 247V245H192ZM204 247V246H202ZM45 248V247H44ZM91 248V249H92ZM94 248V249H95ZM141 248V247H139ZM19 249V248H18ZM41 249V248H40ZM66 249V250H67ZM83 249V248H82ZM90 249V250H91ZM106 248L104 247L105 250ZM136 249V248H135ZM153 249V248H152ZM155 249V248H154ZM24 250V249H23ZM89 250V251H90ZM98 250V249H97ZM106 250V251H107ZM164 250H166L168 252V260L166 258L165 252ZM39 250H37L36 252H38ZM95 251V250H94ZM111 251V250H110ZM109 251V252H110ZM242 251V250H241ZM73 252V251H72ZM96 252V251H95ZM103 252V251H102ZM108 252V253H109ZM134 252V251H133ZM152 252V251H150ZM98 253H101L100 251ZM106 253V252H105ZM104 253V254H105ZM107 253V256H108ZM189 253V252H188ZM83 254V253H82ZM97 254V253H96ZM95 254V255H96ZM145 254H147L148 258L146 261L144 260V256H146ZM214 254V253H213ZM232 254V253H231ZM25 255V254H23ZM27 255V254H26ZM54 255V254H53ZM52 254L49 255L48 253H45V251H40L39 253H34L33 251H30V255H29V259L34 260L31 261L36 262V261H41V257H44L43 259H45V261L51 263V262H55L57 261V258L54 257L56 255L53 256ZM85 255V254H84ZM88 255V254H86ZM102 255V254H100ZM106 255V254H105ZM136 255V253H135ZM242 255V254H241ZM14 256V255H13ZM99 256V255H98ZM137 256V255H136ZM246 256V255H245ZM17 257V256H16ZM103 257V256H102ZM106 257V256H105ZM114 256H112L113 258ZM132 257L133 254H132ZM74 258V257H73ZM94 258V257H92ZM42 259V260H43ZM64 259V257H63ZM133 259V258H132ZM86 260V259H85ZM91 260V258H90ZM128 260V259H127ZM126 260V262H128ZM130 260V258H129ZM27 261V260H26ZM25 261V262H26ZM29 261V260H28ZM27 261V262H28ZM67 261V260H66ZM82 261V260H81ZM94 261V260H92ZM104 261V260H103ZM124 261V260H123ZM123 261H120L123 262ZM131 261V260H130ZM23 262V261H22ZM20 262V263H22ZM91 262V261H90ZM97 262V261H96ZM106 262V261H105ZM118 262V260H117ZM75 264V262H73ZM108 263V262H107ZM114 264L115 259H114ZM124 263V262H123ZM86 264V263H85ZM103 264V263H102ZM126 264V263H124Z\"/></svg>","mask_w":264,"mask_h":264},{"label":"rangeland","instance_id":"obj_2","mask_svg":"<svg viewBox=\"0 0 264 264\" xmlns=\"http://www.w3.org/2000/svg\"><path fill=\"white\" fill-rule=\"evenodd\" d=\"M3 1V0H2ZM39 1V0H38ZM59 1V0H58ZM114 0H99V8L100 10L104 9H107L106 11L110 10L109 9V6L111 7L112 5V2ZM125 1V2H124ZM134 1V3H133ZM141 1V0H140ZM139 0H123L122 1V6L119 5L120 7L118 9H120L119 13L122 17L119 18L118 20L116 19L115 20V23L114 22H111V23H108V25L106 26L105 28V31L108 32L109 30L111 29H114V26L115 27H120L118 28L119 32L121 33L122 31V35H121V40L118 41V43L116 45H119L120 49H124V48H127V49H130L132 48L136 50H133L131 51L132 53L125 59V61L123 62V66L119 67V71L117 70V74L116 75H112L113 74V71L111 70L112 68H110L111 66L108 65V63H105L104 61H97L98 59L94 58L92 52H90L88 54V56H86L85 58L82 57L80 59H83L81 60L82 63H86L85 66H88L91 70L94 69V70H100V71H105L107 69V73H110L107 74V79H108V83H107V88H105V90L103 92H105V94L102 92L101 93V106H102V110H103V114L100 116V120L99 121L100 125H105V119L107 120L108 118L111 119V114L114 115V111L116 110L117 108V105L118 103H123V101L125 100L126 102V106L124 105V110L122 109V112L118 114V116L115 117V119H113V122H112V128L110 131H114L113 133L110 132V137L109 140L107 139L106 136V133H104V140H101V138H97V140L95 139L94 141V144H97V145H89V144H84L83 145H75L74 148H73V151L75 152V157L73 159V161H78L79 157L81 156L83 158L84 156V160L85 162L83 163V166L81 165L82 163H76L75 161L73 162V165L68 162H66V160L64 161H58L56 162L53 166H51V164L49 163L48 164V160H44L42 157H40L39 159L40 160H36L35 165H38V164H41L43 163L44 164V168L46 169V171L44 172V175H48L47 177V180H41L39 182H37L38 186H41L43 185V187H50V186H55L58 185L59 182H63L64 180L68 179L71 180L72 179V176L71 175H79L80 173V181L83 179H85L87 182H91L90 186H83V185H80L78 186L77 188L78 189H71L70 184H67V188L69 189V192L71 194H69L70 198H66L67 200H65V198L63 199V195L60 196L61 192H67L68 189H63L60 194H54V195H51L49 196L50 198H48L47 200L45 199V201H43V205H45V203H48L51 205L50 207L47 208V206H43L46 208V210L48 209V212L46 213H42V215L39 217V222L35 223L34 221H29V222H25V224H22V226H18L16 229H13V231H11V234H9V232L7 231H4L5 228H0V264H74L73 262H75V264H114V259H115V264H131L132 260H140L139 258V255L143 254V252L146 251V249H151V250H147V254H145L146 256H144V260L146 261L147 258L149 259V261L151 262L150 259H152V262H153V258L152 256L155 255L156 252H158V247L157 246L158 244H154L156 243V240L154 238L150 239L149 242L147 241L148 238L146 239H140V234L141 233H147V231L149 232L148 234H150V236H152V233L154 234V230L149 226V223L148 222H142L143 223L142 225L145 226L144 230L140 229V227L142 226L139 221H138V218L136 216H134V214L130 213V211H127L125 210V208L123 209L122 208V203H127V201H131L133 199V192L132 191H128L127 189L122 190L119 188V183L122 185V184H126V186L128 187L129 184H131V187L133 188V186H135V181L134 179H131V177L128 175V173L125 172V169H124V162H122L123 160L126 161H130V162H127V163H131V167L133 168L134 170V173L138 175H140L139 178H141L142 180H146L147 186L144 185V187L149 191V194H151V199L153 200H157L155 201V204H161V207H160V211L158 212L160 214V216L156 215L157 216V219H162L161 221L167 226V224L169 225V222H170V225L168 226L170 229L168 230V240H169V245L171 246V251H172V255L173 257L178 261V264H264V194L258 196L257 198V204L254 203V205H257V207H253V206H249V207H238L236 206L235 204H233L232 206H230L229 208H227L226 210L223 211V214H219V211H220V208L222 207V205L218 206V203L216 204L215 201H212V198H210L209 196V193L206 189L205 191H203V195H201V198H203L204 200V204H203V201L201 203V207H200V204H199V199H195L193 198V195L188 193L187 191H184L183 192V188L181 186V177L178 176V175H172V172L170 169L168 170L169 166L167 167V169L165 170L164 168V172H168L169 174H167V180L169 178V180L171 179L172 182H175L176 184H180L178 187L179 189H181L182 191V194H178L177 196L173 197V198H179L178 201L177 199H173L172 196H168L165 195L166 192H168L169 190L166 189V186L168 185V181L165 183L161 182V181H157L159 179V174H160V167H164V162H168L165 158V154L166 152L164 153V151H166L165 149V145H164V141H163V133L161 134L162 132V128L161 126H159L160 124H158V121H155V118L153 120V118L151 117L152 114H150L151 112L149 110H147L146 108H150V105L151 106H159L160 107V104L162 107L168 105V104H172L173 99L171 100H168L171 98V96H168L165 100L167 102V104H165L166 102H164L165 100H161L160 101V96L157 97L158 95H156L152 90L156 91V85L160 82L161 83H166V81L169 79L167 78V76L169 75H173V73L175 74H179V75H185L184 79L182 78L181 80V83H182V86L180 88L182 89H186V91L190 90V91H199L201 90L200 86L202 85V87H204L206 85V83H208L210 80L209 79H213L214 77V81H213V86L211 87V90H210V93H208V95H206L204 97L203 101L205 104H202L203 106H201V109L202 110V115L205 116V112L204 110L205 109H210V107H212V111L215 113L218 111V109L220 107L223 106V102H225L227 105V107L229 108L230 107V113H231V117H230V121H231V124H236L237 122L240 123V120H238L239 118L241 119V122H246V123H252V124H256L257 125V128L258 130H260L259 132H261L260 134L263 136H260L261 138H264V0H170L168 2V0H142L140 2ZM144 1V2H143ZM153 1V2H151ZM179 1V2H178ZM197 1V2H196ZM254 1V2H253ZM5 2V1H3ZM2 2V3H3ZM40 2H43L42 0ZM39 2V3H40ZM105 2V3H104ZM108 2H111V3H108ZM145 2H147V4H145ZM151 2V3H149ZM155 2V3H154ZM164 2V3H163ZM165 2H168V3H165ZM174 2V3H172ZM181 2V3H180ZM190 2V4H189ZM38 3V2H37ZM101 3V4H100ZM130 5H129V4ZM137 3V4H136ZM141 3V4H140ZM144 3V4H143ZM160 3V6H158ZM171 3V4H170ZM183 3V5H182ZM187 3V4H186ZM4 4V3H3ZM109 4V6H107ZM111 4V5H110ZM131 4H132V7H131ZM133 4H136V5H133ZM152 4H155V5H152ZM162 4V5H161ZM165 4V5H164ZM177 4V6L175 5ZM205 4V5H204ZM5 5V4H4ZM4 5H1L0 8L5 10V6ZM139 5V7H138ZM128 6V7H127ZM130 6V7H129ZM137 6V7H136ZM142 6V7H141ZM153 6V8H151ZM157 6V7H156ZM168 6V7H166ZM173 6V7H172ZM199 6H202V7H199ZM3 7V8H2ZM103 7V8H102ZM127 7V8H126ZM145 7V8H144ZM148 7V8H147ZM149 7H150V10H149ZM163 7V8H161ZM172 7V9L170 8ZM180 8L175 10L176 8ZM186 7V8H185ZM199 7V8H197ZM47 8L51 11L52 13L55 12V13H59V9L58 8H54L51 7L50 5L47 6ZM52 8V9H51ZM136 8V9H135ZM141 10H140V9ZM143 8L145 10H143ZM170 8V9H169ZM174 8V9H173ZM189 8V9H188ZM201 8V10H200ZM125 9V10H124ZM153 9V10H152ZM159 9V10H158ZM168 9V10H167ZM185 11H184V10ZM191 9V10H190ZM193 9V10H192ZM98 10L99 12H97L98 14L102 11ZM130 10V11H128ZM145 11L143 13V11ZM163 10V12H161ZM167 12H166V11ZM121 11L122 13H124L123 15L121 14ZM160 11V12H159ZM179 11V12H178ZM190 11V12H189ZM196 11V12H195ZM133 12V13H132ZM136 12V13H134ZM158 12V13H157ZM177 12V13H176ZM200 12V13H198ZM100 13V14H101ZM146 13V14H145ZM172 14V17H171V14ZM193 13V14H192ZM100 14L98 16H100ZM128 14V16H127ZM142 14V15H141ZM165 14V15H164ZM168 14V15H167ZM170 14V15H169ZM176 14V16L174 15ZM116 15V16H117ZM119 15V16H120ZM126 15V16H125ZM135 15V16H134ZM155 15V16H154ZM151 16V17H150ZM163 16V17H162ZM165 16V17H164ZM194 16V17H192ZM139 17V18H138ZM149 17V18H148ZM176 17V18H175ZM178 17V18H177ZM180 17V18H179ZM86 17H84L85 19ZM96 19V17H91V20L93 19ZM159 20H158V19ZM127 19V20H126ZM129 19V20H128ZM143 19V20H142ZM146 19V20H145ZM154 19V20H153ZM163 19V20H161ZM172 19V20H171ZM176 21H173L175 20ZM179 21H178V20ZM86 20V19H85ZM123 22H122V21ZM181 20V22H180ZM185 22H183V21ZM192 20V21H191ZM125 21V22H124ZM128 21V22H127ZM157 21V22H156ZM121 22L124 24H121ZM137 22V23H136ZM167 22V23H166ZM176 22V24L174 25V23ZM134 23V24H133ZM146 23V24H145ZM149 23V24H148ZM152 23V24H150ZM161 23V24H160ZM178 23V24H177ZM112 24V25H111ZM114 24V25H113ZM171 24V25H170ZM182 24V25H181ZM132 25V27H131ZM146 25H148L146 27ZM153 25V26H151ZM159 25V26H158ZM168 25L170 28H168ZM181 25V26H180ZM186 25V26H185ZM85 24H84V28H85ZM110 26V27H109ZM122 26V27H121ZM134 26V27H133ZM138 26V27H137ZM158 26V27H157ZM112 27V28H111ZM127 27V28H126ZM133 29H131V28ZM144 29H143V28ZM146 27V28H145ZM175 28V31H177V34L176 35H182L183 34V38H179L177 39L175 42L173 41V37L170 35V32H169V29L171 28ZM187 29H186V28ZM117 28H115V30H117ZM150 28V29H148ZM163 30V32L165 33V37L167 39H169L166 44V46L168 47H171L169 48L168 52H166L165 54L164 53H160V46L161 44L158 43V40L156 38L152 39L153 35L150 36L149 35V32L152 30ZM164 28V29H162ZM109 29V30H108ZM121 29V30H120ZM85 30V29H84ZM136 30V31H135ZM125 31V32H124ZM144 31V32H143ZM128 32V33H127ZM143 32V33H141ZM168 32V33H166ZM179 32V33H178ZM188 33V34H187ZM168 34V35H167ZM0 35L2 37L5 36V33H0ZM167 35V36H166ZM186 35V36H184ZM219 35V36H218ZM75 36L77 37V34H75ZM124 36V37H123ZM130 36V37H129ZM207 36V37H205ZM224 36V37H223ZM211 37V38H210ZM203 38V39H202ZM206 38V40H205ZM213 38L215 40H213ZM24 38H21V40H23ZM130 39V41H129ZM132 39V40H131ZM151 39V40H150ZM185 41H184V40ZM202 39V40H201ZM123 40V41H122ZM128 40V41H127ZM157 40V42H156ZM24 41L26 42V40L24 39ZM154 41V42H153ZM173 41V42H172ZM123 42H126V43H123ZM179 42V43H178ZM199 42V43H198ZM201 42V43H200ZM204 42V43H203ZM218 42V44H217ZM120 43V44H119ZM132 43V44H130ZM175 43V44H174ZM195 43V44H194ZM198 45H197V44ZM203 43V45H202ZM123 44V45H122ZM193 44V45H192ZM191 47H190V46ZM208 47V49H204L202 48V51L196 55V56H193L192 58L188 59L187 61H185L182 65H179L178 67H171L169 64H172L173 63V60L176 59L177 57H180L181 55H184L185 53L188 54L190 51H192V49L195 48V46H198V47H202L204 46ZM222 45V46H221ZM233 47H232V46ZM11 46V44H10ZM124 46V48H123ZM141 46V48H140ZM231 46V47H230ZM12 47V46H11ZM118 47V46H117ZM143 47V49H142ZM224 49H222V48ZM236 47V48H235ZM155 48V49H154ZM189 48V49H188ZM213 48V49H212ZM226 48V50H225ZM232 50H231V49ZM233 48H234V52H233ZM204 49V50H203ZM212 49V50H211ZM230 49V50H229ZM236 49V51H235ZM13 50H17L14 46ZM20 50V49H19ZM144 50L147 52H144ZM187 50V51H186ZM217 50V51H215ZM223 50V51H222ZM64 52L63 53H66L68 51V49H64L63 50ZM158 51V52H157ZM182 51V52H180ZM221 51V53H220ZM119 52V51H117ZM141 52V53H139ZM145 55H144V53ZM214 52H217V53H214ZM224 55H223V53ZM233 52V53H232ZM16 53V52H15ZM137 54L139 55V57L137 55H133V54ZM160 53V54H159ZM179 53V54H178ZM184 53V54H183ZM210 53V54H209ZM235 53V57H234V54ZM237 53V54H236ZM168 54V55H167ZM62 56V53L60 54H57V53H54L53 54V58L55 59H58L59 56ZM161 55V56H160ZM175 55H178V56H175ZM211 55V56H210ZM220 55V56H219ZM228 55V56H226ZM234 57V58H232ZM131 56H134V57H131ZM157 56V57H156ZM213 56V57H212ZM88 57V58H87ZM147 57V59H146ZM172 57V58H171ZM208 57V58H207ZM228 57H231V58H228ZM5 58V57H2V59ZM143 58H145L146 60V65L143 66V68L141 67V69H136V66H134L135 64H137L138 62H140ZM159 58V59H158ZM166 58V59H165ZM220 58V61L219 62V59ZM224 59V64H223V60ZM92 59V60H91ZM94 59V60H93ZM152 61H150V60ZM154 59V60H153ZM165 59V60H164ZM206 59V60H205ZM213 59V61H212ZM232 59V60H231ZM5 60V59H4ZM135 60V61H134ZM140 60V61H139ZM172 60V61H170ZM218 60V62H217ZM225 60L227 61L225 63ZM229 60V61H228ZM128 61V64L125 63ZM159 61V62H158ZM162 62V63H161ZM169 62V63H168ZM215 63L213 66H210V67H207V65L209 63ZM230 62V64H229ZM97 63V64H96ZM152 63V64H151ZM156 63V64H155ZM160 63V64H158ZM166 63V64H165ZM151 64V65H150ZM164 64V65H163ZM187 64V65H186ZM203 64V65H202ZM222 64V65H221ZM227 64V65H226ZM91 65V66H90ZM97 65V66H95ZM101 65V66H100ZM125 65H126V68H125ZM162 65V66H161ZM198 65V66H197ZM229 65V66H228ZM103 66V67H102ZM198 68H197V67ZM218 66V67H217ZM87 67V68H88ZM93 67V68H92ZM96 69H95V68ZM105 67V68H104ZM108 67V68H107ZM167 69H166V68ZM170 67V68H169ZM180 67V68H179ZM183 67V68H182ZM192 68V69H189V68ZM195 67V68H194ZM125 70H124V69ZM130 68V69H129ZM135 68V69H134ZM163 68V70H162ZM211 68V69H210ZM220 68V69H218ZM225 68V69H224ZM227 68V69H226ZM126 69L127 71H137L139 72V83H134L135 80L133 79V83H134V87H133V91L132 94H131V97L130 99L127 100V98H124V97H127V95H124L122 96L123 98L121 99V95H122V89H120L119 87L120 86V83H121V80L122 79V75L126 72ZM133 69V70H131ZM175 69V70H174ZM188 71H187V70ZM93 70V71H94ZM122 70V71H121ZM143 70V71H142ZM158 70V71H157ZM173 70V71H171ZM178 70V71H177ZM184 70V72H183ZM200 70V72L198 71ZM204 72H202V71ZM209 70V71H208ZM212 70V71H211ZM123 71H125L123 73ZM157 71V72H156ZM192 72L191 74L192 75H195L193 78H191V75L190 72ZM195 71V72H194ZM197 71V72H196ZM209 73L208 77H207V72ZM106 72V71H105ZM149 74H148V73ZM187 72V73H186ZM206 72V73H205ZM216 72V73H214ZM234 72V73H233ZM112 73V74H111ZM141 73V75H140ZM198 73V75L196 76V74ZM188 74V75H187ZM200 74L201 75V78L202 80L199 78L200 77ZM205 74V75H204ZM210 74H213L212 76ZM216 74V75H215ZM227 74V75H226ZM229 74V77H226L228 76ZM111 75V77L109 76ZM204 75V77H202ZM225 75V76H224ZM190 76V77H189ZM199 76V77H198ZM207 78H206V77ZM210 76V77H209ZM216 76V77H215ZM222 76V77H221ZM110 77V78H109ZM199 78L196 80V78ZM224 77V78H223ZM145 78V79H143ZM161 78V79H160ZM166 80H164V79ZM187 78V79H185ZM206 80H205V79ZM216 78V79H215ZM222 80L219 81L218 79ZM227 78V79H225ZM112 79V81H110ZM118 79V80H117ZM159 80V82H156L157 80ZM190 79V80H188ZM225 79V81H224ZM163 82H162V81ZM188 80V81H187ZM193 80V81H192ZM200 80H201V83H200ZM217 82H216V81ZM195 81L196 84H195ZM199 81V82H198ZM203 81H205L203 83ZM228 81V82H226ZM199 83V84H197ZM232 83V85H231ZM158 84V85H159ZM204 84V85H203ZM227 84V85H225ZM141 85V86H140ZM199 85V88H197ZM215 85V86H214ZM222 85V86H221ZM231 87L229 89V86ZM195 86V88H194ZM227 86H228V89L227 90ZM152 88V89H151ZM194 88V89H192ZM197 88V89H196ZM215 88V89H214ZM224 88V89H223ZM226 88V90H225ZM150 90V91H149ZM217 92H215V91ZM222 92H221V91ZM114 91V92H112ZM185 91V92H186ZM214 91V92H213ZM226 94H225V92ZM232 91V92H231ZM108 92V93H107ZM136 92V94H135ZM143 92H145V94H143ZM152 92V93H151ZM184 92V93H185ZM212 92V93H211ZM219 92V93H218ZM113 93V94H112ZM224 95H223V94ZM112 94V95H110ZM115 94V95H114ZM138 94V95H137ZM153 94V95H152ZM210 94H211V98L210 97ZM229 94H233V95H230ZM185 95V94H184ZM219 95V97H218ZM228 95V96H226ZM105 96V97H104ZM136 96V97H134ZM213 96H217V97H213ZM233 96V97H232ZM112 97V98H110ZM116 97V98H115ZM223 97V99H222ZM58 98V97H57ZM158 99V100H155ZM208 98V99H207ZM230 98V99H229ZM59 99L61 100H64V97H60ZM110 99V100H109ZM113 99V100H112ZM115 99V100H114ZM151 99V100H149ZM153 99V100H152ZM212 99V100H211ZM112 100V101H111ZM130 100V102H129ZM211 100V101H210ZM108 101V102H107ZM116 101V102H115ZM118 101V102H117ZM150 101V102H148ZM155 101V102H154ZM112 102V103H111ZM220 104H218V103ZM229 102V103H228ZM105 103V104H104ZM111 103V104H110ZM129 103V104H128ZM232 105H231V104ZM107 104H108V107H107ZM131 104V105H130ZM207 104V106H206ZM213 104V105H212ZM217 105V106H214V105ZM230 104V105H229ZM243 104V105H242ZM106 105V106H105ZM109 105L112 109H110L111 112H109ZM130 105V107H129ZM136 105V106H135ZM147 105V107H146ZM205 105V106H204ZM212 105V106H211ZM114 106V109L113 107ZM132 106V107H131ZM127 107V108H126ZM129 107V108H128ZM240 107H243L242 109ZM250 107V108H249ZM239 108V109H238ZM246 108V110H245ZM106 111H105V110ZM108 109V111H107ZM128 111H127V110ZM136 109V110H135ZM215 111H214V110ZM217 109V110H216ZM126 110V111H125ZM238 110H241V111H238ZM243 110H245L246 112H244ZM248 110V111H247ZM133 112V113H130ZM139 111V112H138ZM110 113L107 114V113ZM147 113V114H144L143 113ZM243 112V114H242ZM106 113V115H104ZM124 113V114H123ZM137 113V115H136ZM232 113L235 115H232ZM127 114V115H126ZM149 114V115H148ZM2 115V116H1ZM4 115V116H3ZM123 115V116H122ZM139 115L140 118H139ZM143 115V116H142ZM238 115V116H237ZM0 131H2L3 129H5V83H2L0 82ZM106 116V117H105ZM129 116V117H128ZM130 116H132L133 118H131ZM136 116V117H135ZM233 116H234V119H233ZM247 116V117H246ZM257 116V117H256ZM108 117V118H107ZM114 117V116H113ZM139 118V120L135 119V118ZM145 117V118H144ZM151 117V118H149ZM202 117V116H201ZM252 117V118H251ZM104 118V119H103ZM122 118V119H121ZM142 118H144L143 120L144 121H141ZM148 118L150 120H148ZM236 118V119H235ZM3 119V120H2ZM118 121H117V120ZM129 119V120H128ZM134 119V120H133ZM147 119V120H146ZM152 119V120H151ZM247 121H245V120ZM261 119V120H260ZM131 120V121H130ZM135 122H133V121ZM157 120V119H156ZM244 120V121H243ZM4 121V122H3ZM123 121V122H122ZM138 121V122H137ZM148 121V122H146ZM154 121V123H153ZM235 121V122H234ZM115 122V123H114ZM118 122V123H117ZM127 122L129 123L130 122V125L127 124ZM131 122L132 125H131ZM140 123V124H137V123ZM144 122V123H143ZM1 123H3L1 125ZM116 123L118 125H116ZM143 123V124H142ZM147 124V125H146ZM150 124V125H149ZM154 124V125H153ZM125 125V126H124ZM139 125V126H138ZM2 126V127H1ZM116 126V127H115ZM120 128L119 130H116L118 127ZM124 126V127H123ZM131 126H134L135 128V131L134 129H130ZM159 126V127H157ZM223 126V125H222ZM221 126V129H224ZM62 126H56V129L60 130ZM115 127V128H113ZM143 127V128H142ZM152 127H155V129H153ZM236 127H239V126H236ZM3 128V129H1ZM137 128V130H136ZM125 129V130H124ZM129 129V130H128ZM148 132H146L147 130ZM153 129V130H152ZM157 129V130H156ZM162 129V130H161ZM219 129L218 131V134L220 132H223L224 130H221ZM238 129V128H236ZM235 129V130H236ZM128 130V131H126ZM155 130V131H154ZM161 130V131H160ZM263 130V131H262ZM142 131V132H141ZM157 131H160V132H157ZM36 132V133H35ZM43 131H39L38 134H37V131H34V130H30V129H26L25 131H22L20 133L23 134V136H27V137H30V139L33 140V136L35 139H37V141H45L46 140V136H44L45 132ZM117 132V133H116ZM131 132V134H130ZM132 132H136L135 135L134 133L132 134ZM141 132V134H140ZM147 133V135L145 133ZM150 132V133H149ZM154 134H153V133ZM156 132V133H155ZM164 132V131H163ZM225 132V131H224ZM263 132V133H262ZM34 133V134H33ZM42 133V134H41ZM119 135V137H117V135ZM125 133V134H124ZM142 133L144 134L142 135ZM160 133V134H158ZM233 133V131L231 132ZM33 134V135H32ZM41 134V135H40ZM113 134H115L113 136ZM130 134V135H129ZM137 134V135H136ZM142 135L141 138H139L138 136ZM152 134V135H151ZM122 137H121V136ZM129 135V136H128ZM133 135V136H132ZM157 137H156V136ZM162 135V137H161ZM235 137H236V133H234ZM32 136V137H31ZM116 139L113 138V137ZM128 136V137H126ZM148 136V137H147ZM239 136V135H237ZM39 137V138H38ZM117 137V138H116ZM132 137V140H130V138ZM135 137V138H133ZM45 138V140H44ZM129 138V139H128ZM146 138H149V139H146ZM151 138V140H150ZM152 138L154 140H152ZM43 139V140H42ZM112 139V140H110ZM125 139V140H124ZM135 139V140H134ZM140 139V140H139ZM156 139V140H155ZM99 140L101 141L100 143H103V144H100L98 143ZM123 140V141H122ZM137 140V141H136ZM141 140L143 142H141ZM148 140V141H147ZM159 140V141H158ZM161 140V141H160ZM103 141V142H102ZM107 141V142H106ZM108 141L110 143H108ZM112 141V142H111ZM132 141V143H131ZM146 141V142H145ZM97 142V143H95ZM116 142V143H115ZM119 142V143H118ZM124 142V143H123ZM129 142V143H128ZM146 144H145V143ZM148 142V143H147ZM114 143V144H113ZM122 143V144H121ZM142 143V144H141ZM155 145H154V144ZM159 143V144H158ZM162 143V144H161ZM0 157L3 159H5V132L4 130L2 132H0ZM125 144V146H123ZM134 144V146H133ZM157 144V146H156ZM99 145V146H98ZM121 145V146H120ZM138 145V146H137ZM143 145V146H142ZM152 146V147H147V146ZM79 148H78V147ZM90 146V147H88ZM110 146V147H109ZM117 146V147H116ZM120 146V147H119ZM155 146V147H154ZM163 146V147H162ZM101 147V148H100ZM105 150H104V148ZM107 147V148H106ZM124 147V148H123ZM142 147V148H141ZM146 149H145V148ZM162 147V148H161ZM78 148V150H77ZM83 149H86L84 150L83 152ZM91 149L88 151V149ZM93 148V149H92ZM99 148L101 150H99ZM119 148V149H117ZM128 148V149H127ZM136 148V149H135ZM144 148V150H142ZM155 148V149H154ZM161 150H160V149ZM164 148V149H163ZM97 149V150H96ZM109 149V150H108ZM111 149L113 151H111ZM116 151H115V150ZM126 149V150H125ZM96 150V151H95ZM99 150V151H98ZM108 150V151H107ZM133 150V151H132ZM140 152L139 153H135V152ZM153 150H157V152L153 151ZM159 150V151H158ZM78 151V152H77ZM123 151V152H121ZM125 151V153H124ZM129 151V152H128ZM77 152V153H76ZM90 152V153H89ZM93 152V153H92ZM113 152V153H112ZM132 152V153H131ZM143 152V153H142ZM161 152V154L159 153ZM98 155H97V154ZM103 154V155H99V154ZM109 153V154H108ZM111 153V154H110ZM119 153V154H118ZM121 153V154H120ZM147 153V154H146ZM153 153V154H152ZM159 153V154H158ZM79 154V155H78ZM81 154V155H80ZM84 154V155H83ZM134 154V155H133ZM137 154V155H136ZM143 154V155H142ZM163 154V155H162ZM89 155V157H88ZM93 155V157H92ZM108 155V156H106ZM124 156L123 157V160H121V156ZM136 155V156H135ZM139 155V156H138ZM145 155V156H144ZM148 155H150V159L148 157ZM155 155V156H154ZM159 155H161L159 157ZM78 156V157H76ZM99 156V157H98ZM113 156V157H111ZM126 156V158H125ZM152 156V157H151ZM91 157V158H90ZM100 157H102L103 159H101ZM140 157H142L140 159ZM148 157V158H147ZM261 157V158H260ZM259 158H256V160H251L252 162L253 161H257L256 164H260L263 162L264 160V155H261ZM90 158V159H89ZM95 159L96 162H91L92 159ZM98 158V159H97ZM160 160H159V159ZM3 159V161H5ZM77 159V160H76ZM97 159V160H96ZM115 159V160H114ZM158 159V160H157ZM164 161H162V160ZM89 160V161H88ZM118 160V161H117ZM144 162H142V161ZM151 160V161H149ZM260 160V161H259ZM262 160V161H261ZM35 161V160H34ZM41 161V162H40ZM99 161V163H98ZM249 162L248 164L249 165H256L255 162ZM1 162V161H0ZM72 162V161H71ZM88 162V163H86ZM102 162H105V163H102ZM107 162V163H106ZM133 162V163H132ZM136 162V163H134ZM141 162V163H140ZM147 162V163H145ZM149 162V163H148ZM151 162V163H150ZM156 162V163H154ZM259 162V163H258ZM2 163V164H1ZM0 163V173H4L5 169V162H1ZM38 163V164H37ZM67 165H64L66 164ZM75 163V165H74ZM86 163V164H85ZM112 163V164H111ZM114 163V164H113ZM143 163H145L146 165H144ZM48 164V165H47ZM91 164V165H90ZM102 164V165H101ZM106 164V166H105ZM136 164H139L137 166H135ZM147 164H149L147 166ZM162 166H161V165ZM170 164V163H169ZM42 165V164H41ZM89 165V166H88ZM98 165V166H96ZM108 165V166H107ZM113 165H116L113 167ZM124 165V166H123ZM156 165V166H154ZM160 165V166H159ZM172 165V164H171ZM63 166V167H62ZM67 166V167H66ZM69 166V167H68ZM92 166V167H91ZM109 166H110V169H109ZM142 166V168H141ZM145 166V167H144ZM147 166V167H146ZM159 166V167H158ZM54 167V168H53ZM86 167V168H85ZM96 167V168H95ZM100 167V168H99ZM108 167V169H106ZM121 167V168H120ZM123 167V168H122ZM136 167V169H135ZM137 167H139L137 169ZM151 167L153 168V171H151ZM158 167V168H157ZM173 167V166H172ZM74 168H78L77 170L74 169ZM82 168V169H81ZM88 168V169H87ZM91 169V171L95 172H91L89 171V169ZM94 168V169H93ZM98 168V169H97ZM149 169L151 171L150 172H147V170L145 169ZM154 168L156 170H154ZM50 172H48L49 170ZM68 169V171H67ZM72 169V171L70 170ZM84 169V171H83ZM102 169V171H101ZM123 169V170H122ZM144 169V170H142ZM172 169V168H171ZM3 170V171H2ZM54 170V171H52ZM81 170V172H80ZM88 173H87V171ZM113 170V172H112ZM137 170V171H136ZM148 170V171H149ZM159 170V171H157ZM168 170V171H167ZM2 171V172H1ZM66 171V172H65ZM70 171V172H69ZM76 171V172H75ZM78 171V172H77ZM83 171V172H82ZM97 171V172H96ZM99 171V172H98ZM108 171V172H107ZM124 171V173L122 174V172ZM141 171H143L141 173ZM145 171V173H144ZM171 171V172H170ZM47 172V173H46ZM73 172V173H71ZM75 172V174H74ZM101 172V173H100ZM103 172V173H102ZM107 172V173H106ZM111 172V173H110ZM116 172V173H115ZM120 174H118V173ZM158 172V173H157ZM84 173V174H83ZM144 173V174H143ZM156 173V174H155ZM174 173V172H173ZM54 174V175H52ZM66 174V175H65ZM71 174V175H70ZM135 174V175H136ZM142 174V175H141ZM154 176H153V175ZM158 174V175H157ZM171 174V175H170ZM64 175V176H63ZM70 175V176H69ZM88 175V176H87ZM92 175V176H91ZM94 175V177H93ZM96 175V177H95ZM100 175V176H99ZM103 175V176H102ZM114 175V176H113ZM117 175V176H116ZM120 175V176H119ZM128 175V176H127ZM149 178H154L152 180H154V183H152V180L149 179V181H147L148 177ZM50 176V178H49ZM52 176V177H51ZM83 176V177H82ZM87 176V177H86ZM90 176V177H89ZM99 176V177H98ZM106 178H105V177ZM126 176V178H125ZM145 176V177H143ZM159 176V177H158ZM171 176L174 178H171ZM178 176V177H176ZM62 177V178H60ZM93 177V178H92ZM113 177V178H112ZM122 177V178H121ZM178 179H176V178ZM90 178V179H89ZM120 180H119V179ZM163 177H160V179H162ZM5 179V178H4ZM62 179V180H61ZM88 179V180H87ZM96 179V180H95ZM100 179V180H99ZM113 179V180H112ZM115 179V180H114ZM118 179V180H117ZM126 179V180H125ZM129 181H128V180ZM156 179V180H155ZM93 180V181H92ZM100 182H99V181ZM103 180V182L101 181ZM105 180V182H104ZM132 182H131V181ZM177 180V181H176ZM68 181V180H67ZM67 181H65L64 183H67ZM79 181V180H78ZM114 181V182H113ZM121 181V182H119ZM69 182V181H68ZM72 182V181H71ZM110 182V184H109ZM125 182V183H124ZM149 182V183H148ZM178 182V183H177ZM54 183V184H53ZM70 183V182H69ZM157 183V184H156ZM173 183V184H175ZM60 184V183H59ZM63 184V183H62ZM109 184V185H108ZM156 184V185H155ZM162 184V185H161ZM96 185V186H95ZM99 185V186H98ZM104 185V186H103ZM115 185V186H113ZM152 185V186H151ZM101 186V187H100ZM108 188H107V187ZM111 186V187H110ZM150 186V187H148ZM165 186V188H164ZM86 187V188H85ZM88 187V189H87ZM95 187H97L96 189L100 188L99 190H96ZM105 189H104V188ZM115 187V188H114ZM152 187V188H151ZM155 187V188H154ZM110 188V189H109ZM129 188V187H128ZM152 190H150V189ZM173 188V187H172ZM172 188L170 190H172ZM84 191H83V190ZM95 189V190H94ZM103 189V191L101 190ZM113 191H112V190ZM115 189V190H114ZM135 189V187H134ZM166 189V190H165ZM87 190V191H86ZM110 190V191H109ZM153 190H154V194H153ZM157 192H156V191ZM75 191V192H74ZM81 191V192H80ZM101 191V193H99ZM120 191V193L118 192ZM164 191V192H162ZM260 191V190H259ZM27 192L29 193H32L33 191H31L30 189L27 190ZM25 192V193H27ZM77 192V193H76ZM80 192V193H79ZM94 193L95 194H91V193ZM97 192V193H96ZM122 192V193H121ZM128 194H125L127 193ZM130 192V193H129ZM161 192V195L159 197V195L156 193H160ZM84 193V194H83ZM88 193V194H87ZM99 193V194H98ZM103 193H105L103 195ZM112 193V194H111ZM117 193V194H116ZM164 193L165 196H162ZM188 194L189 197L186 196V194ZM81 194V195H80ZM121 194L123 196H121ZM56 195V196H55ZM77 195L76 197H79V198H86L87 200H90V203L87 207H83L82 205H78V204H74L73 202H70L72 200L71 197ZM88 195V196H87ZM93 195V196H92ZM99 196L100 198V201H97L99 200V198H97V196ZM154 196V199L152 198ZM181 195V197H180ZM183 195V196H182ZM191 195V196H190ZM2 196V195H1ZM55 196V197H54ZM60 196V197H59ZM63 196V197H62ZM86 196V197H85ZM118 196V197H117ZM158 196V197H157ZM197 196V195H196ZM59 197V198H58ZM88 197V198H87ZM91 197V198H90ZM104 197V198H103ZM166 199H164V198ZM183 197V198H182ZM198 197V196H197ZM263 197V198H262ZM55 198V199H54ZM103 198V199H102ZM105 198H106V201H105ZM109 198H111V201H114L115 203H110L109 202ZM170 198V199H169ZM188 198V199H187ZM262 198V199H261ZM109 199V200H108ZM150 199V198H149ZM150 199V201H151ZM187 199V200H186ZM192 199H193V202L196 204H194L192 202ZM50 200V201H49ZM53 200H55L53 202ZM124 200V201H123ZM160 200V202L158 201ZM173 200V201H171ZM187 204H186V202ZM259 200V201H258ZM263 202H262V201ZM4 201V202H3ZM51 203H49V202ZM92 201V202H91ZM165 201V202H164ZM168 201V202H167ZM170 201V202H169ZM185 203H184V202ZM212 201V202H211ZM105 204H104V203ZM159 202V203H158ZM167 202V203H166ZM174 202V203H173ZM260 202V203H258ZM58 203V204H57ZM62 203V204H61ZM64 203V204H63ZM94 205H93V204ZM177 203V204H176ZM191 203V204H190ZM194 205H193V204ZM57 204V207L54 206ZM63 205L64 208L61 209L59 207V205ZM92 204V205H91ZM97 204V205H95ZM101 204V205H100ZM113 204V205H111ZM119 206H117V205ZM121 204V205H120ZM167 204V205H166ZM172 204V205H171ZM179 204V205H178ZM186 204V205H185ZM189 204V205H188ZM4 205H5V200L3 199L2 200V197L0 199V208H1V212H0V218H1V221L2 222H5V210H4ZM73 205V206H72ZM76 205V206H75ZM181 205V206H180ZM235 205V206H234ZM260 205V206H259ZM78 206V207H77ZM108 206V207H107ZM113 206V207H112ZM116 206V207H115ZM164 206V207H162ZM166 206V207H165ZM169 206V207H167ZM171 206V207H170ZM185 206V207H183ZM191 206V207H190ZM197 206V207H195ZM217 206V207H216ZM259 206V207H258ZM53 207L58 208V215H57V220L55 218H53V216L50 214V212H52L50 210V208L53 210ZM89 207V208H88ZM92 207V208H91ZM98 207V208H97ZM112 207V208H111ZM115 207V208H114ZM118 207V208H117ZM120 207V208H119ZM189 207V208H188ZM196 209H194V208ZM216 207V208H215ZM219 207V208H218ZM235 207V208H234ZM44 208V209H45ZM60 208V210H59ZM101 208V209H100ZM110 208V209H109ZM163 208V209H162ZM173 208V209H172ZM175 208V209H174ZM186 208H188L189 210H187ZM256 208V209H255ZM3 209V210H2ZM66 211H65V210ZM76 209V211H75ZM90 209V210H88ZM99 209V211H97ZM114 209V210H113ZM117 209V210H115ZM122 210L123 212V215H125L124 213H128L126 216L128 217L129 215V219H131V221L127 220L128 218L126 217V221H123V217L124 216H119L117 218H119V220L117 218H113L112 217V223H110L109 221H107L106 223L104 221H101L100 223H95L93 221L92 225H91V220L90 222L88 221H83L81 220V216H83V214H87V215H92L93 214H98L100 211L101 213L105 214L110 212V211H118L119 212ZM168 209V210H167ZM186 209V210H185ZM235 209V210H234ZM259 209V210H258ZM77 210H79L77 212ZM84 210V211H83ZM87 210V211H86ZM163 210V211H162ZM170 210V211H169ZM174 210H177V211H174ZM184 210V212L182 211ZM198 210V211H196ZM261 210V211H260ZM62 211V212H61ZM63 211H64V214H63ZM72 212V213H68V212ZM74 211V212H73ZM82 213H81V212ZM90 211V212H89ZM169 211V212H168ZM172 211V212H171ZM217 211V212H216ZM236 211H241L240 213H235ZM89 212V213H88ZM121 212V213H122ZM167 212V213H165ZM179 212V214H178ZM183 212V213H182ZM216 212V213H215ZM76 213V214H75ZM181 213V214H180ZM244 213V214H243ZM260 213V214H259ZM263 213V214H262ZM66 214V215H65ZM70 214V215H69ZM131 214V215H130ZM163 214V215H162ZM173 214V215H171ZM185 214H186V217H185ZM11 215H13V213H11ZM62 215V216H61ZM77 215V216H75ZM165 215V216H164ZM171 215V216H170ZM182 215V219H183V224L181 222V224L179 223H176L174 221V218H176V216H181ZM225 215V216H224ZM239 215V216H238ZM262 215V216H261ZM2 216V217H1ZM4 216V217H3ZM59 216V217H58ZM64 216V217H63ZM67 216V217H66ZM69 216V217H68ZM163 216V218H162ZM214 216V217H213ZM75 217V218H73ZM77 217V218H76ZM133 217H134V220H133ZM167 217V218H166ZM172 217L169 221V218ZM246 220H245V218ZM4 218V219H3ZM46 218H53L52 220H46ZM142 218L144 219H148V216L146 215H142ZM165 218V219H164ZM197 218V219H196ZM242 218V219H241ZM45 219V220H44ZM60 219V220H59ZM122 219V220H121ZM27 221V219H25ZM43 220V221H42ZM65 220V221H64ZM71 220V221H69ZM74 220V221H73ZM117 220V221H116ZM136 220V221H135ZM186 220V221H185ZM195 220V224L193 223V221ZM245 220V221H244ZM42 221V222H41ZM54 221V222H53ZM60 221V222H59ZM198 221H200L199 223H197ZM236 221V222H235ZM46 222V223H45ZM58 222V223H57ZM63 222V224H62ZM65 222V223H64ZM68 222V223H67ZM80 222L83 224H80ZM85 222V223H84ZM88 222V223H86ZM118 223L119 225L121 226H128L129 227H124L126 230H128V233L124 232V228H122L121 226L119 227V225H117L116 223ZM122 222V223H120ZM123 222H126V223H123ZM135 222V223H134ZM239 222V223H237ZM1 223V222H0ZM42 223V224H41ZM61 223V224H60ZM105 223V224H104ZM108 223H110L108 225ZM131 223V224H129ZM151 223L153 224V228L154 229H157L158 228V225L155 221H151ZM174 223H176L174 225ZM192 223V224H191ZM31 225V224H36L37 227H30L28 229H25V225ZM58 224V225H57ZM66 224V225H65ZM136 224V225H135ZM173 224V225H172ZM179 224V225H178ZM62 225V227H60ZM88 225V226H87ZM108 225V226H106ZM132 225V226H131ZM141 225V226H140ZM196 225H199V226H196ZM201 225V226H200ZM86 226V227H85ZM98 226V227H97ZM112 226V227H111ZM117 226V228H116ZM133 226L135 228H133ZM171 226V227H170ZM191 226V227H190ZM240 226V227H239ZM20 227V228H19ZM60 227V228H59ZM70 227V228H69ZM75 228V229H72ZM89 227V228H88ZM102 227V228H101ZM105 227L107 229H105ZM110 227V228H109ZM114 227V229H113ZM118 227L121 229H118ZM131 227V229H129ZM138 227V228H137ZM188 227V228H187ZM200 227V228H199ZM237 227V228H236ZM91 228V229H90ZM101 228V229H99ZM191 228V229H190ZM236 228V229H235ZM4 229V230H3ZM72 229V231H68ZM90 231H89V230ZM96 229V230H95ZM98 229V230H97ZM110 229V230H109ZM149 229V230H148ZM238 229V231H237ZM100 230V231H99ZM108 232H107V231ZM112 230V231H111ZM118 230H120V232H118ZM125 230V231H126ZM133 230H136L135 232ZM142 232H141V231ZM152 230V231H151ZM190 230V231H188ZM86 231V232H84ZM104 231V232H103ZM114 231V232H113ZM117 233H116V232ZM123 231V232H122ZM138 231V235L136 234V232ZM13 232V233H12ZM66 232V233H65ZM114 234H113V233ZM152 232V233H151ZM201 232V233H200ZM57 233V234H56ZM101 233V234H99ZM117 235H116V234ZM121 233H123L121 235ZM133 233H134V236H133ZM195 233V234H194ZM197 233V234H196ZM9 234V235H8ZM66 234V235H65ZM73 236H71V235ZM104 234V235H103ZM127 234L129 235V237L127 236ZM189 234V235H188ZM230 234V235H229ZM233 234V235H232ZM59 235V236H58ZM69 235V236H67ZM113 235V236H112ZM125 235V237H123ZM142 235V234H141ZM19 236V237H18ZM55 236L58 238H61L62 242L67 244V246H71L73 249L72 251L67 249L64 245H57V243L53 242L52 240H50L49 238L51 237L52 239L55 238ZM95 236V238L93 237ZM120 237L121 241H117L119 240L118 237ZM131 236V238H130ZM135 236H138L135 238ZM211 236V237H210ZM64 237V238H63ZM72 237V238H71ZM85 238L84 240H87L84 242V240H81L83 238ZM117 238V240L115 241V238ZM134 237V238H133ZM195 239H194V238ZM229 237V238H228ZM232 237V238H231ZM259 237V238H258ZM44 238V239H43ZM48 238V239H47ZM100 238V239H99ZM114 238V239H112ZM124 238H126V240H130V241H126ZM188 238L191 239H194V240H191L190 242H186L188 240ZM208 238V239H207ZM42 239L45 240L47 239L46 241V245L44 246L42 244ZM74 239V240H73ZM78 239V240H77ZM88 239L89 241L92 242V240L94 239V242H92L93 244L92 245H88ZM97 239V240H96ZM124 241H123V240ZM134 239V240H133ZM138 244H137V242ZM146 242H145V241ZM11 241V242H9ZM74 241V242H73ZM77 241H80L77 242ZM98 243V245L96 244V242ZM114 241V242H113ZM133 241H135L136 243H132ZM143 241V242H142ZM180 241H184V243L180 242ZM82 242V243H81ZM87 242V243H86ZM125 245L126 243V249H131L132 252L129 253L131 254V256H127L128 260L126 258H124L125 256H123L121 259H118L119 257H116L115 254V251L118 249V247H121L123 246L122 244ZM130 242H131V245H130ZM141 242V244H140ZM154 242V243H153ZM179 242H180V245H179ZM207 242V243H206ZM239 242V243H238ZM8 243V244H6ZM86 243V244H84ZM96 245H95V244ZM143 243V244H142ZM100 244L102 245L101 246V249L99 250L100 248ZM104 244V246H103ZM108 246V250H107V247L106 245ZM116 244V245H115ZM121 244V245H120ZM133 244H135L133 246ZM137 244V245H136ZM150 244V245H149ZM154 244V245H153ZM175 244V245H174ZM84 245V246H83ZM95 245V246H94ZM110 245H113L110 247ZM119 245V246H118ZM130 245V246H129ZM186 245V246H185ZM190 245V246H189ZM193 245V247H192ZM19 246V247H18ZM90 246H93L90 247ZM99 246V248L97 247ZM115 246H116V250H115ZM132 246V247H131ZM204 246V247H202ZM45 247V248H44ZM96 247V248H95ZM104 247L106 248L105 250H102L104 249ZM115 250L113 252V249H110L112 248ZM131 247V248H130ZM141 247V248H139ZM19 248V249H18ZM41 248V249H40ZM83 248V249H82ZM92 248V249H91ZM95 248V249H94ZM136 248V249H135ZM144 249L145 248V251H142L140 249ZM153 248V249H152ZM155 248V249H154ZM160 248V247H159ZM24 249V250H23ZM67 249V250H66ZM91 249V250H90ZM98 249V250H97ZM139 249V255L137 254V251ZM37 250H39L38 252H36ZM45 251V253H48L49 255H56L54 257L57 258V261L56 263L55 262H47L45 261V259H43L44 257H41V261H36V262H31V261H34V260H31L29 259V255H30V251H33L35 254L36 253H39L40 251ZM90 250V251H89ZM96 252H95V251ZM107 250V251H106ZM111 250V251H110ZM242 250V251H241ZM101 252V253H98V252ZM103 251V252H102ZM110 251V252H109ZM134 251V252H133ZM152 251V252H150ZM106 252V253H105ZM109 252V253H108ZM165 252V255H166V258L168 260V252L166 250H164ZM189 252V253H188ZM83 253V254H82ZM97 253V254H96ZM106 255H105V254ZM107 253H108V256H107ZM114 253V254H113ZM136 253V255H135ZM153 254L151 256V254ZM214 253V254H213ZM232 253V254H231ZM25 254V255H23ZM27 254V255H26ZM85 254V255H84ZM88 254V255H86ZM96 254V255H95ZM102 254V255H100ZM132 254L134 257H132ZM242 254V255H241ZM14 255V256H13ZM99 255V256H98ZM140 255V256H141ZM246 255V256H245ZM17 256V257H16ZM103 256V257H102ZM106 256V257H105ZM112 256H114L112 258ZM148 256V257H147ZM64 257V259H63ZM74 257V258H73ZM94 257V258H92ZM147 257V258H145ZM91 258V260H90ZM130 258V260H129ZM133 258V259H132ZM136 258V259H135ZM43 259V260H42ZM86 259V260H85ZM28 262H27V261ZM67 260V261H66ZM82 260V261H81ZM94 260V261H92ZM104 260V261H103ZM118 260V262H117ZM124 260V261H123ZM126 260L128 262H126ZM23 261V262H22ZM26 261V262H25ZM91 261V262H90ZM97 261V262H96ZM106 261V262H105ZM120 261H123L120 263ZM22 262V263H20ZM108 262V263H107ZM148 262V261H146ZM151 262V263H152ZM149 263V262H148ZM149 263V264H151ZM163 264V262H161ZM167 264H173L171 263L170 261L167 263Z\"/></svg>","mask_w":264,"mask_h":264}]
</instances>
